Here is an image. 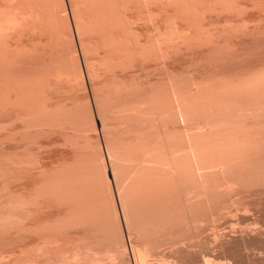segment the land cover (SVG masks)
<instances>
[{"label": "rangeland", "instance_id": "1", "mask_svg": "<svg viewBox=\"0 0 264 264\" xmlns=\"http://www.w3.org/2000/svg\"><path fill=\"white\" fill-rule=\"evenodd\" d=\"M3 27H4V29L2 30ZM7 29H8V31H7ZM1 31H3V33ZM106 40H107V43H105ZM82 41H83V43H81ZM118 42H119V44H118ZM120 42H122V44ZM124 42L126 44H124ZM154 43H156V44H154ZM81 44L84 45V48H86L85 55L82 52V47H81L82 45ZM111 44H112V46H111ZM117 44L119 47H116ZM104 45H106V46H104ZM121 45H122V47H121ZM111 47H113V50ZM117 48L118 49L120 48L119 49L120 51ZM121 49H123V54H121V52H122ZM150 49H151V51H150ZM3 50H5V51H3ZM114 50H116V51L114 52ZM161 51H162V54H161ZM124 53H126V54H124ZM156 53L160 56H158ZM12 54H14L13 56L18 55V56H16L15 59L17 60V57H18L21 62L23 60L27 61L28 58L29 59L27 62H29L30 60L33 62L34 58H32V57L34 55L35 56L38 54L44 55V57H46L49 61L52 62L51 64H52V67L54 70L53 71L54 76L51 78L52 80H50V83L48 85H46L48 87L45 88V90L43 88L44 91L42 92V94H45V97H46L45 98L43 95L42 98H45V100L47 101V102H43L45 100L42 99V103H44V104L46 103L45 106H42L43 104L40 103L41 106L43 107L45 113H43L44 112L43 109L40 110V108H42V107H40V105H38L39 106L38 108H37V106L35 107L37 110H34L32 108L34 113H35V111H37L38 116L35 115L36 117L35 116L34 117L37 119V121L35 119L36 124L37 123L38 124L36 126V125H33V123L31 122L32 126L33 127L35 126L36 128H34L32 131H30L32 135L30 134L29 130L27 131L26 134H29V135H26L28 140H27L26 136H24L25 135L24 133L27 130L26 127L29 125V123H28L29 121L27 122L28 123L27 125L24 121L32 119V118L26 119L30 116V114L31 115L34 114L31 110V108H30V110H28L29 116L27 115V110H26L29 108L26 107V109H25L26 111L24 110L26 113H23V114H25L24 116H26V115L27 116L24 117L25 120L23 121L26 125V126L24 125L25 128H23V125H21L22 129H23L22 130L21 126H20V120H22L21 116L23 117V114H21L22 113L21 110H22V108L24 109V107H22V108L18 107L21 109L20 111H17L16 109H18V108L15 107L16 108L15 112H14L13 108L10 109V111L5 110L6 111V113H5L3 106H2L3 109L1 108L2 101L0 102V253H3L2 254L3 260L2 261L4 263H7L6 261H8V259H9L8 257L4 256L9 251H11V252H9V254H7V255L10 256V253L13 252L12 250H14V251L16 250V253H17L19 249L25 250L26 248L27 249L31 248L34 251V252L31 251V252H33L34 254L33 255L29 254L30 256H28V257L26 255V256H24V258L27 257L26 259L28 260V258H29L30 261L34 260L33 262L36 261V264L48 263V262H46V260L49 261L50 259L55 258L53 256H55L57 252H58L57 253L58 255L59 254L62 255V258L58 257L56 255V259H58V260L61 259V261L63 259V261H65V263H67L66 260H70L69 261L70 263H68V264H74L75 261H77L74 258V254L79 253V249L82 245V242H84L83 240L86 239V237H85L86 234L84 232H86V231L89 232L90 230L92 232L93 231L99 232L98 227L94 226L97 228V230H95L96 228L92 230L93 226L92 225L89 226L91 223H93V221H91L92 219L90 220L89 218L88 219L90 220V224L88 225L87 222H89V221L86 220L87 222H85L84 221L85 219L82 217L84 219L83 221L87 224V226H86L87 229L85 227L83 228V226L77 227L76 221H73V222H76L75 227H73L74 225L71 226L73 228L67 226V223L65 225L64 222H66L68 219H70V221L72 222L71 218H74L76 216L77 217L78 216L81 217V216L77 215V213H73V211H71L73 209H70V211H67V210H69L68 207H70L71 205H69V206L67 205L68 201L66 202V200H65L66 198H64L65 202L59 203V201L62 202V200L61 199L58 200L57 198H60V197H55L53 194L54 192L51 194H53V199H55V201L52 198H50V192L52 191V188L55 189L54 187H52V188L50 187L51 190H49L50 192H49L48 198L46 197L47 196L46 194H45L46 196L44 195V197L42 196V194H40V196H39V192L37 191L39 189L35 188V186L38 183H41L42 181L43 182L46 181L45 179H47V181H48V178H51V176L55 174L53 171H59L58 173L56 172V174H58V175L65 172V174L68 173L67 175L70 176L68 171H70V170L74 171V169H71V168H73L72 166L74 163H72V162L74 161V162H76L75 164L78 163L77 165L80 166L81 168L84 167L83 172H85L83 174L81 171L78 172L76 170V169H78L77 168L78 166H75V164H74V166L76 168L74 171L75 173L78 172L79 174L81 173L82 175L85 174L88 177L89 175H91L90 174L91 171L89 170V168L92 170V169H95V166H96L97 168L95 170L97 171V169H98L97 172H99V174L101 176V180H102V178H104L102 180V184L105 182L103 184L102 195L100 194L101 195L100 201L103 199L100 202L102 205H100V207L98 206L97 207L98 209H96V213H94L96 216V221L98 222L97 224L100 225L103 222L102 228H100V229L110 230L109 231L111 233L110 234V237H111L110 240H113V242L110 241L111 243H113V248L111 247L113 249V253L110 252L112 254L111 259H110L109 255L106 256L110 250L109 251L106 250V251H108L106 255L103 254V252L106 253V251H102V250H105V248H107V246L109 245L106 242V240L108 238L106 239L104 235H101V236L99 235L100 238L99 237L96 238L98 235V234H96V237H95L96 239H101L102 236H104V238L106 239V240L105 239L103 240L104 243H102V244H100L102 241L99 242V247L102 248V249H99V251H101V253L104 256H106V258L102 257L104 259V262H107V257H108V264H112V263L113 264H196V263L197 264H250V263L251 264H254V263L255 264H264V200H261L263 195H262V197H260L261 195L256 196V194H259V193H254V192H257V191L251 192V190H253L252 189L253 183H249V181L251 182V180H253L254 182H257L256 186L259 187L258 185H260V184H259L258 180H259V178H261L263 176V175H260L261 173L258 172L259 170L257 171L259 165L256 164V165H258V167H256L257 168L256 171L258 172V174H254L256 176L259 175L258 178L255 177V180H254L251 178V177L254 178L253 174L248 173L249 176L251 175V177H250L251 180H246V181L249 184H252V185H249V187H248V183L245 181V179H250L249 176L246 175L247 173L245 174L246 175L245 177L240 176V174L237 175L240 177V179L243 180V182L245 181L247 183L246 186L248 188H250V186H251V190L248 189L250 192L247 193L246 189H245L246 192L242 191V190H244L241 187V185H242L241 183H243V182L239 183V184H241L240 190H239V188H237L238 182L240 181V180H238L239 178L237 176L236 177L238 178L237 179L238 181L236 184H235V180H236L235 177L233 178V180L235 179L234 184H233V182L228 184L229 177H231V174L233 175L232 171H233L234 167H235L234 168V170H235L237 167L241 168L240 166H242L244 164L242 167L248 168L247 166H245L248 162L246 161V164L243 162L244 161L243 158L245 157V155H244L242 158L243 151L247 153V152H249L248 151L249 149L257 148V146H256L257 141L256 140H260L261 142H263V140H262L263 133H260L261 134V136H260L257 131L258 130L260 131L259 128H262V130H263V127H264V126L261 127L258 124L259 121L264 120L262 115H261L260 120H258L259 114L264 112V107H259V108H263L262 109L263 112L259 109L260 112L257 113L258 118L257 117L254 118L255 117L254 114H256V113H254L252 115V111L254 112L255 108L257 110H258V108L256 106L252 108V106H251L252 103L246 102L247 100L245 97H247L249 94H247L245 96L246 91L242 90V88L244 89V85L242 82L244 80L241 78L245 74L243 72L242 76H239V75H241L242 72H240V71H242L243 67H250V71L252 72V74L255 71L257 72L258 69H259V71H258L259 74L261 73L260 71L264 70L263 69L264 65H261L262 66V68H261L260 64L257 65L258 63H256V61L257 62L259 61V63L261 61V63L264 64V58H263L264 57V0H0V62L6 56L11 55V57H12ZM259 55L261 57H259ZM64 56L67 59L64 58ZM20 57L21 58L23 57L24 59L22 58L23 60H21ZM84 57L88 61L87 62L88 63V70H86V68H85V58ZM125 57L127 58V60L126 59L122 60V58H125ZM128 57H130V58H128ZM254 60H256V61H254ZM21 62H20V64H21ZM249 62L251 65L248 64ZM139 63H140V65H139ZM31 64L32 63L29 62L27 66L24 65V67L28 68V70H27V68H25V69L29 72L31 70L32 71L34 70L32 68L33 64L32 65ZM115 64H117V65H115ZM253 64H254V66H253ZM22 65H21V67H23ZM34 65H35V63H34ZM65 65H67V66H65ZM33 67L36 68L35 66H33ZM68 67L71 69H68ZM239 67L241 68V70ZM254 67H256V70L254 69ZM233 68H235L234 69L235 72L233 71ZM260 68L262 70H260ZM243 69H244L243 71H245V68H243ZM246 69L248 70L249 68H246ZM251 69H253V70H251ZM2 70L3 69L1 68V63H0V72H1L0 75L1 76L3 74ZM26 70H25V72L27 73ZM231 70H232V72L229 73ZM80 71H82L81 72L82 75H80ZM245 72H247V71H245ZM26 73H24V70H23L22 74L27 75ZM30 73H32V72H30ZM263 73H264V71H263ZM88 74L90 77L89 79H88ZM229 74L231 77L229 76ZM246 74L249 75L250 73L247 72ZM20 75H21V73H20ZM256 75H257V73L255 75H253V77ZM261 75H262V73H261ZM28 76L29 75H27V77ZM262 76H264V75H262ZM235 77L239 78V80H237V78H235ZM256 77H254V79H256ZM22 78L23 77H20L21 80H22ZM203 78H205V79H203ZM228 78H230V79H228ZM245 78L247 79V77H245ZM24 79H26V78H24ZM30 79L32 80V77ZM225 79H227V81ZM250 79L251 78H249V81H250ZM254 79H251V80L254 81ZM0 80H2V79H0ZM228 80L229 81L232 80V84ZM233 80L236 81V83ZM27 81L25 83H27ZM241 82H242V85L238 86ZM255 82H257V80H255ZM255 82H254V84H255ZM23 84H24V82H23ZM27 84H25V85L30 87L29 83H27ZM252 84H253V82L251 83V85ZM254 84L251 87H253ZM25 85H22V86L24 87ZM224 85H225V87H224ZM233 85L236 89L233 87ZM0 86H1V83H0ZM105 86L108 87L107 88L108 90L106 89ZM115 86L117 89L122 88V86L124 87V89L123 88L121 89L122 91L121 90L118 91L121 94L116 92L117 90H115V92H114L113 89L115 88ZM249 86H250V84H249ZM125 87L127 88L126 90H125ZM0 89L2 90L3 88H0ZM100 89H102V90H100ZM104 89H106V90H104ZM165 89L168 91H163ZM160 90H161V92H160ZM169 90L170 91L175 90L174 94H173V91L169 92ZM231 90L233 92H231ZM126 91H127V95L128 94H131V95L130 96L128 95V98L126 97L125 100L123 101L124 97L127 96ZM128 91L129 92L131 91V93H129ZM156 91L157 92L159 91V94L160 93L163 94V95H161L162 99H161V96L159 94L157 95ZM45 92H47V93H45ZM98 92H100V93H98ZM112 92H114V93H112ZM162 92H164L165 94ZM168 92H169V94H168ZM175 92H176L177 96H175ZM227 92H228V94H227ZM239 92H241V93H239ZM12 93L13 92H11V94ZM104 93L106 96L104 95ZM110 93H111V95H110ZM115 93H117V96L114 95ZM124 93H125V96H123ZM229 93L231 96H229ZM13 94L11 95L12 96L11 97L12 99L10 98L11 100L15 99L14 98L15 96ZM0 95H1V93H0ZM95 95L99 96V97H96ZM103 95L105 96L104 98H107V96H109V99H112V101H114L113 97L118 98V99L116 98L117 100L115 99L116 102L115 101L113 102V106H114V104H115V106L111 107L112 109H109L106 106H104V108H107V110H109V111H107V113L106 112L104 113V111L103 112L99 111V109L97 111V109H96V104H95L96 102L95 101H97L96 99L99 98L100 100L99 99L98 100L101 102L103 99V97H102ZM119 95L123 98L122 99L119 98L120 97ZM154 95L155 96L157 95L156 96L157 98H155ZM94 96L96 97V99H94ZM170 96H172V100L174 99L173 98L174 96H175V99L178 97V101H176L177 99L176 100L174 99L175 102H172V100L168 101L166 99V97H170ZM232 96L238 98L239 104L237 103V106L234 105L235 103H233V100H232L234 97H232ZM239 96H241V98L244 96V98H242V100H241ZM158 97H160V98H158ZM163 97H164V99H163ZM186 97H187V99H186ZM0 98H1V96H0ZM206 98H207V100H206ZM236 98H234V99H236ZM109 99L108 98L103 99L102 102L104 103V101L107 100L109 103V101H111ZM142 99H145V100H142ZM157 99H158V102H157L158 104H160L162 102L160 104L161 109L159 106H157L158 105L156 103ZM118 101H120L121 103L120 102L118 103ZM183 101H184V103H183ZM230 101L232 102L231 104H230ZM241 101H242V103H241ZM122 102H123V104H125L127 102V105H126L127 107L125 105H123ZM192 102H194V103H192ZM205 102H207L206 105H205ZM211 102H213V103H211ZM214 102H215V104L218 103V104H216V107H215ZM235 102H237V100ZM252 102H254V101H252ZM79 103L82 105H79ZM103 103H101V104H103ZM116 103H117V105H116ZM209 103H210L209 106H212V108L208 106ZM243 103L247 104L246 107H244L245 104H243ZM248 103L251 107L248 105ZM109 104L111 105L112 102H110ZM164 104H166V105L169 104V105L166 108ZM178 104H179V106L180 105L183 106V107L181 106L180 108H182L183 112H185L183 114H185L184 120L185 119L186 120L183 121V123H185L184 125H186V122H187V127L184 125L181 126L180 124H183L182 122H180V124H178L179 122L175 123V122H177L174 120V119H176V117L175 118L173 117L174 118L173 119V118H171L172 117L171 112L169 114V111L172 110L171 108L174 107V111H175V105H178ZM223 104L225 107H223ZM253 104L255 105V102ZM217 105L222 106V107L219 106L220 108L219 107L218 108L222 109L223 112L225 111V110H223V108H226V112H228V111L232 112L231 109L232 108L234 109V106H235V109L232 112L235 115L234 114L232 116L230 115L231 116L230 117L228 114L229 112L228 113L224 112L221 114L226 113L225 115H227V114L228 115L226 117H225V115L222 117V115L220 114V112H222L221 110L218 114H214V113H216V111H219V109L217 108ZM120 106H123V107H121V110H120ZM162 106L164 109L165 108L166 109L163 110ZM170 106H172V107L170 108ZM206 106L208 107V109ZM247 106L250 108H248ZM58 107H60V108L58 109ZM73 107H76V108L73 109ZM81 107H83V108H81ZM227 107L228 108L232 107V108L229 110V109H227ZM237 107H239V109L241 111ZM243 107L246 109L247 112L244 111V109L242 110ZM251 108H252V111L250 112ZM61 109H63L65 112H67V115H65V116L71 115V116H68V119H70V120H68L66 118V120H68L66 122V121H64V119H65L64 118L63 119L64 125H56L53 127V125H51V124H52V122H54V120H50L51 114L47 113V112H53L52 116H54V111L55 110H57V112L60 111V114H61V112H62ZM102 109H103V107H102ZM204 109H205V111H204ZM236 109H237V111H235ZM82 110L83 111L85 110L84 112L86 113V115ZM86 110H88V111H86ZM161 110H163V111H161ZM166 110H168V111H166ZM7 111H9V112H7ZM29 111L31 113H29ZM64 111L62 113H64ZM90 111H91V113H90ZM116 111H118V112H116ZM17 112L18 113L20 112V114H17ZM40 112L43 116H41L39 114ZM81 112H82V114H84L86 116V119L87 118L90 119V120H88V119L86 120V122H87V123H85L86 125L83 123L82 124L78 123L79 125L75 124V122H77L78 121L77 119L79 118V117L77 118V115H79V113H81ZM100 112H102V115ZM114 112H115V114H113ZM125 112H127V113H125ZM156 112H157V115L154 114ZM249 112L251 115L248 114ZM98 113H100V115ZM123 113H125V114H123ZM232 113H230V114H232ZM132 114H133V116H132ZM165 114H167V115H165ZM47 115H49L50 118ZM55 115H56V113H55ZM188 115H190V116L188 117ZM209 115H212L213 117L210 116V118H209ZM73 116L75 117L76 120L72 119ZM111 116H113V117H111ZM134 116L138 120H136L134 118ZM160 116H163V117H160ZM195 116L197 117V119ZM205 116H207V117H205ZM31 117H33V116H31ZM218 117L219 118L222 117V118L217 119ZM54 118H55V120H56V118L58 119V117H54ZM202 118H204V119H202ZM211 118H215V119L211 120ZM52 119H53V117H52ZM250 119H252V120H250ZM256 119H257L256 123L260 127L255 126L256 123H255V125L252 124V123H254V121H256ZM72 120H74V121H72ZM91 120L94 122L93 124L91 123L92 122ZM226 120L228 121V123ZM15 121H17V123ZM35 121H33V122H35ZM39 121H40V123H39ZM46 121H47V124H46ZM172 121L173 122L175 121V122L173 123ZM41 122H43V123H41ZM65 122L67 124V127L65 125ZM70 122H71V124H70ZM203 122L206 123V126H207V122H209V124L211 126L209 124H208L209 128H208V126L207 127L201 126L202 129L201 128L200 129L203 131L196 130L197 129L196 127L193 128L194 125H197L199 123L203 124ZM224 122H226V123H224ZM238 122L240 123V125ZM31 123H30V125H31ZM55 123L57 124V122H55ZM102 123H103V125H102ZM233 123H234V125H233ZM48 124H49V126L51 125L50 127L52 129L49 126H45ZM74 125L76 128L75 130L73 128ZM175 125L178 127V129H177V127L175 128ZM199 125H197L198 128H199ZM215 125L219 129L217 127H215ZM222 125H223V127H222ZM249 125H251V126H249ZM253 125L255 126V128L257 127V129H255ZM32 126L29 128L30 129L33 128ZM42 126H43V128H42ZM59 126L60 127L63 126V128L61 127L62 129H60ZM71 126L73 129L70 128ZM161 126H164V127L161 128ZM172 126H173V128H172ZM190 126L192 128H190ZM204 126H205V124H204ZM248 126H249V128H248ZM56 127L59 129H57ZM92 127H94V128H92ZM188 127L191 130H193V132L195 134H197L198 136L197 137L194 136L192 134L193 132L192 133L190 132L191 134H189L188 132H185L186 128H188ZM189 128H188V131L190 130ZM204 128H206V129L204 130ZM70 129H72L73 131H71ZM108 129L109 130L113 129V130L109 131ZM173 129H174V131H173ZM194 129L196 131H198L199 133L202 132V134H204V135L199 134L198 132L194 131ZM235 129H236V131H235ZM53 130H54V132H53ZM59 130H60V132H59ZM135 130H137V131H135ZM248 130H249V132H248ZM22 131H24V133ZM33 131L35 132V134ZM61 131L64 133V135L67 133H69V135L71 133V135H72V133H73L74 136L72 135V136L67 137L68 134L66 136H64ZM112 131H113V134H112ZM225 131H227V132H225ZM231 131L234 135L230 133ZM65 132H67V133H65ZM108 132H111V133H109L111 136L107 135ZM137 132L139 133V136H138ZM141 132L142 133L144 132L142 134L144 139L140 136ZM170 132L172 133V135L170 134ZM222 132H224V133H222ZM235 132H237V133H235ZM245 132L246 133L248 132V133L246 134ZM207 133H208V135H207ZM257 133H258V135H257ZM135 134L138 136V140L135 138L136 137ZM186 134L189 135V138L187 137ZM213 134H215L216 136ZM218 134L219 135L221 134V137L218 136ZM14 135H16V136H14ZM22 135H23V138L24 137L26 138V139H24V141L22 140L23 139ZM173 135H174V137H173ZM190 135H192V137L194 136L193 137L194 140L192 139V137H190ZM30 137L32 138V140H30L31 139ZM126 137H129V138H126ZM219 137L221 139L222 138L223 139L221 140ZM73 138H74V140H73ZM106 138L109 140V143H111L110 147H112V146L114 147L113 144H115V146L119 145L118 143H120L122 145L121 148L119 147V149H121V150H119L121 153L119 152L120 154H118V157L121 155V157L123 156L124 160L126 158L125 162L123 161L124 164H122V165H125L126 161H127V165L130 168H131V165H129V164H130V161L134 159V155H131V153L129 154L127 152L131 151V149L133 148L132 145H134L135 143L138 144V142H136V140L139 141V144L143 145L142 150L144 152L142 153V155L144 156V154H145V156H148L149 158L148 157L146 158L148 164L145 161L143 163V164L146 163L145 166H147V167H145L143 169L140 167L141 170H143V173H141L142 171L140 172L137 169L138 173L133 178L136 182L138 181L137 184L139 185V187L141 184V180H140L141 178L144 177V181H146L145 178H147V177H145V176H148V178H149L152 175V177L158 178V176H159V178L162 179L167 174V173L165 174L163 172L166 170H169L171 167L173 168V172H174L173 174H175L174 175L175 181L177 178H178L177 180L179 181V178L181 179V177H184L183 176L184 174L182 175V173H184V169H186V171H185V173H186L188 167L191 165L190 163H193V162L195 163V159H196L195 156H197L196 160H198V158L202 160V162H200L201 160H198V162L201 163L202 166H204V165H207L206 167L209 166L208 169H210V164L213 166H215L216 164L219 166H222V164L223 165L226 164L225 165L226 169H225V167L223 168V166L222 167H216L217 166L216 165L215 166L216 168L214 167L213 169L218 170V168H219L220 170H218V171L213 170V169L208 170L204 166V169L206 168V170H208V171H206V170L199 169V167L202 168V166L195 163L198 166L195 165L193 168L194 169L193 171H192V167H190L191 170L189 169V171H192V172L195 171L196 172L195 169L198 167L197 168L198 174L195 173L196 176H192L194 173L193 174L191 173L192 174L191 175V174H189V171L187 174L191 175L192 178L197 177V175L200 178V174L202 172L208 173L210 171H213V172L215 171L213 174H216L217 172L221 173L222 169L226 170L225 173L228 172L229 170H231V173L230 174L228 173L229 175L226 174L227 176H229V177H227L228 179L226 178V176H223V175H225V173L222 174L223 173L222 172L220 174L221 178L225 177L227 179V181L225 180L224 182L223 181L222 182L227 183L229 186L227 184L224 185L222 182L220 184H223L224 186H222V187H221V185H219V187H217L218 185L214 186L211 183L218 182L219 178L217 179L214 175V177L216 179L213 177L215 179V180L214 179L213 180L215 182H213L212 179H211L212 180L211 181L210 178L207 181L205 179V177L203 178V176H204L203 175V176H201L202 177L201 179H203V182L205 183V185H207L208 182L209 183L211 182L210 184L212 185L211 186L212 189H211V187L208 188V186H210V185H208L207 187L205 186L206 187L205 189H207V188L211 189V191L209 193H207L208 189L205 190V192L207 193L206 194L203 191V188H201V183H202L201 181H198L201 183L195 182V184L197 183L196 184L197 186H198V184H200V187L198 186L200 189H198V187H196V185H194V182H192L193 186L195 187L193 189V191H195V189H198L194 192V194L196 193L195 195L198 196V194L200 195L203 191L204 196H203V194H201V198H199V196L197 198V196H196V198L194 199V198H192V196L194 197V194L192 191V195L189 194L188 195L189 197L188 196L184 197L187 194L185 193V195H184L183 192H179V194L182 193L183 195L180 194L181 197L178 199H176L177 197L174 198V199H176L175 201H177V200L180 201L179 203L177 202V204H181L180 207L184 206V207H181L183 209L182 212H184L183 214H185L186 211H189V212H186L189 219H190V216H189L190 212L192 213L191 218L194 219L193 223H192V219H191V222L188 221L189 219L187 220L188 222H190L189 224H192V225L189 228L188 223H186V225H188V227L186 228V226L184 224L187 221H185V222L183 221L182 226H185V228L180 227L181 226L180 220H182V219H181V217H179L180 216L179 215L178 217L180 220L179 219H176V220L179 221L178 222V224L180 223L179 227L182 228L183 230L180 228L176 229L175 227L177 225L172 228L171 225H174L177 222V221H175L174 224H170L171 230L167 231V230H164L163 228H162L163 230L161 228L160 229L154 228L156 225H154L153 223L157 224V222H158V220H157V211H158L157 208H159L158 206L164 205L165 203H167L166 201L170 198H168L165 201V199L163 197H162L163 198L162 199L159 195L156 196V194H158V193H156V194L151 193L152 195L151 196L149 195L150 197L149 196L145 197L146 195L141 196V195H139L140 189L136 188L138 186L136 184H135V189L133 190L132 194L130 192L128 193L127 192L128 184H127V181H125V183L123 184V186H124L123 187V196H124L123 200L125 199L124 205L128 210V211L127 210L126 211L129 213V218H130L129 226H127L126 223L123 221V217H122L123 214L121 212V209H122L121 206L123 207V205H122L123 202L119 203L120 200L119 201L117 200L118 199L117 198L118 196L116 193L117 187H115L117 185H115L116 180H115L114 174H113V168L115 167V165H113V168H112L111 167L112 165L110 164L109 159L105 155V148H104L105 142H108V140H106ZM248 138L250 139L249 145H248V140H249ZM257 138H259V139H257ZM65 139H67V140H65ZM120 139H123V140L120 141ZM172 139L176 140L177 142L172 140ZM190 139L195 141V143L192 142ZM75 140H77L76 141L77 144L74 142ZM118 140H119V142H118ZM178 140H180L181 143H179ZM197 140H198V142H197ZM211 140L214 142H212ZM215 140H217L216 143H215ZM254 140L256 141L255 144H254ZM26 141H28V143H30V144H27ZM187 141H190V142L187 143ZM70 142H71V144H70ZM112 142H113V144H112ZM226 142H228V143H226ZM234 142H237L238 146H237V143L235 145ZM74 143L77 147L79 146L78 148H80V150L82 152L77 153L78 150H74L76 148V147H72V145ZM88 143H90L91 146L93 147L92 148L93 151L90 148H88V145H90ZM122 143L124 144L125 147H127V144H128L129 148H125ZM190 143H191V145H188ZM196 143H197V145H196ZM259 143L257 142V144H259ZM23 144H25V145H23ZM178 144H179V147H178ZM230 144H231V146H230ZM232 144H234V145H232ZM253 144L256 147L255 146L252 147ZM262 144L264 146V142ZM26 145L27 146L29 145L30 147L29 146L26 147ZM83 145L86 148L83 147ZM173 145L174 146L177 145V147H176L177 149L175 148V150H174ZM186 145L189 146V150H188L189 152H190V150H192V147L194 148L193 152L194 153L196 152L195 154H197L194 156L195 159L191 155V154H193L192 151L189 154L187 152L186 156L183 155V153L185 151H187ZM210 145H212V146H210ZM259 145H261V144H259ZM190 146H192V147L190 148ZM221 146H223L222 150H221ZM123 147L125 149H123ZM130 147H131V149H130ZM139 147H140V145H139ZM260 147H262V146H260ZM114 148L116 149L117 147H114ZM114 148H113V150H114ZM139 149H141V148H139ZM139 149H138V152H140L139 155H141L142 150L139 151ZM227 149L229 152L227 151ZM254 149H252V151H253V153H255V156L256 155L260 156V155H258V153L256 154V151L258 148L255 149L256 151ZM124 150H126V151L124 152ZM176 151H178V152H176ZM222 151L226 155H224V153ZM258 151H260V150L258 149ZM218 152H220L221 154ZM75 153L80 155V157L78 155L76 156ZM82 153H83V156L81 157ZM122 153H124L126 155V157L124 154L122 155ZM166 153H169L170 155L171 154L172 155L169 156V154H167L168 155L167 156ZM173 153H177V154H173ZM246 153H244V154H246ZM87 154L90 157H88ZM102 155H103V157H102ZM139 155L137 153V156L140 158ZM160 155H162V156H160ZM187 155L191 156L190 160H189V157H187ZM252 155L254 156V154H252ZM262 155L263 154H261V156ZM74 156H76V157H74ZM145 156H144V159H145ZM219 156H220V158H219ZM232 156H233V158H232ZM235 156H237V157H235ZM261 156L259 157L260 159H261ZM91 157H92V159L95 158L93 160L95 165L92 161H90L91 163H89V159ZM98 157L101 159H99ZM138 157H135V158H138ZM158 157H159V159H158ZM200 157H202V158H200ZM249 157L247 156L248 160H249ZM74 158H76V159L74 160ZM153 158H156V159H153ZM166 158H167V160H165ZM173 158H174V160H173ZM252 158H251V160H252ZM263 158H264V155H263ZM144 159L142 158V161ZM80 160L82 161V163H84V161L86 160L85 161L86 164L88 163L89 165L87 164V167H86V165H84L85 163L82 164ZM95 160L98 161V163L95 162ZM136 160H139V159H136ZM192 160H194V161L191 162ZM228 160L230 162H232L230 164L231 166L229 165V167H228V164H229ZM232 160H234V161H232ZM253 160H254V158H253ZM253 160H252V162H253ZM149 161H152V163L150 162L151 163L150 164ZM174 161L176 164H175V166H172V165H174ZM205 161H207V163ZM219 161H220V163H219ZM187 162H189V165L187 167H185L182 171H180L181 172V174H180L179 170L182 169V167H184L185 165H187L188 164ZM203 162L205 164H203ZM249 162H251V161L249 160ZM256 162L259 163V159L257 160V158H256ZM261 162H263V164H264L263 160H261ZM92 163H93V165H92ZM169 163H171V164L173 163V164L169 168H167V166H166L167 169L164 170L166 164L168 166H170ZM120 164L121 163H119V165L117 166L118 167L117 170L115 167V170L118 172L124 171L122 168L123 166H120ZM141 164H142V162H141ZM183 164H185V165H183ZM69 165H70V167H68ZM154 165H157V166L154 167ZM192 165H194V164H192ZM90 166L91 167L94 166V168H91ZM163 166H164V168L161 169V167H163ZM176 166L177 167L179 166V168H180V169L177 168L178 169L177 172H175L176 169H174V167L176 168ZM80 167H79V169H80ZM142 167H144V166H142ZM63 168H67V169L65 170ZM86 168H88V169H86ZM121 168H122V170H120ZM146 168H148V169L146 170ZM157 168L159 169V171ZM172 168H171V170H172ZM250 168H251V166L248 169L250 170ZM59 169L62 170V172ZM125 169H127V168H125ZM144 169H145V171H144ZM238 169H236V172ZM263 170H264V168L261 170V172ZM72 171H70V173H73ZM198 171H202V172L199 173ZM256 171H254V173ZM92 172H93V170H92ZM159 172H161L162 178L160 177ZM167 172L169 173V174H167V176L168 175L171 176L170 173H172V172H170V171H167ZM155 173L158 175H156ZM205 173H202V174H205ZM242 173H243V171H242ZM47 174H49V176ZM56 174L54 175V177L55 176L59 177V178L61 177V175L58 176ZM65 174L63 173L62 175H64L66 177L67 175H65ZM122 174H123L122 175L123 180L124 179L126 180L127 176L124 175L125 173H123V172H122ZM177 174L180 177H177L178 176ZM234 174H237V173H234ZM85 175L82 177H86ZM205 175L207 176V174H205ZM217 175H219V174H217ZM220 175H219V177H220ZM69 176H67V177H69ZM73 176H74V174L71 175V177H73ZM76 176H78V175L76 174ZM170 176H168V178L166 177L164 179L170 180L171 179ZM172 177H173V175H172ZM246 177H248V178H246ZM53 178H51V179H53ZM59 178H56V179L59 180ZM148 178H147V180H148ZM243 178H245V179H243ZM51 179L49 181H51ZM83 179L86 181L88 180L86 178H83ZM174 179H173V182H174ZM197 179L194 178L192 181H195V180L197 181ZM204 179L206 180V182ZM67 180H69V178H67ZM47 181H46V183L49 184V182H47ZM135 181H133V182L136 183ZM139 181H140V183H139ZM171 181H172V179H171ZM231 181H232V179H231ZM259 181L264 182V178H263V180L260 179ZM155 182L160 183L157 180ZM23 183L25 184L24 186H23ZM88 183H89V181L86 183V185ZM108 183L110 185V186L108 185L109 190H106V188L108 187L107 186ZM131 183H132V181H131ZM41 184L48 185V184H45V182L41 183ZM68 184L69 183H67V186H68ZM231 184L236 185V186L231 187L230 186ZM28 185L30 187L32 186L31 187L32 190L29 189L30 187H28ZM44 185H43V187L45 189L46 186H44ZM50 185H51V183H50ZM55 185H56V182H55ZM57 185H60V184L58 183ZM57 185L55 186L56 188L58 187ZM154 185H155V183H154ZM213 186L215 189H213ZM20 187H22V188L20 189ZM23 187H26L27 191ZM37 187H40V186H37ZM43 187H40V188L43 189ZM228 187H231V188H228ZM263 187L264 186H262L261 188H263ZM244 188H246V187H244ZM256 188L254 186L255 190H256ZM261 188L259 191L262 194L261 191L264 188L262 190H261ZM35 189L37 192L35 191ZM110 190H111L112 196L109 193ZM85 191L86 190H84V192ZM42 192L43 191H41L40 193H42ZM44 192H46V191H44ZM103 192H105L104 193L105 195L103 194ZM134 192L138 193L136 195L134 194V196H136V197H133ZM47 193H48V191H47ZM127 193L131 194V196L134 199L131 197L128 198L130 195H128ZM145 194H149V193H145ZM179 194H177V196ZM64 195H66L65 192H64ZM205 195H207V197ZM67 196H69V195H67ZM75 196L76 195H74V197ZM84 196L86 197V195H84ZM45 197H46V199H44ZM70 197H72V195ZM85 197H84V199H85ZM105 197L108 199L106 201H111V199H113V203H112L113 205L111 204L113 206L111 208H113V209L110 208L109 210H106V208L108 209V207L110 205L105 207L104 203H102L105 201L104 200ZM190 197L192 198L191 200H190ZM205 197L207 199H205ZM256 197L258 199L261 198L260 199L261 202ZM87 198L88 197H86V199ZM89 198H90V196H89ZM72 199H74V198H72ZM75 199H76V197H75ZM199 199H200V201H197ZM89 200L91 201V199H89ZM170 200H168V201H170ZM205 200H208V201H205ZM78 201H79V199H78ZM203 201H205V202H203ZM71 202L72 201L70 199V204H71ZM79 202L82 203L81 200ZM79 202L77 204H79ZM158 202L159 203L161 202V204H159ZM191 202H193V204L197 202V203H199V205L200 204L201 205L199 206L196 203L197 205L194 207V205H191ZM65 203H66V205H65ZM110 203L111 202H109V204ZM167 204L169 205V204H171V202L167 203ZM188 205H191V207L192 206L193 207L190 209V206L188 207ZM80 206H79V208H80ZM83 206H84V204H83ZM156 206H157V208H156ZM172 206H174V204ZM198 206L199 207L203 206V208L200 209V208H198ZM170 207H168V208L170 209ZM186 207L188 209H186ZM70 208H72V206ZM84 208H83V210H84ZM91 208H93V207H91ZM94 208H96V207H94ZM174 209H178V208L174 207ZM174 209L173 210L170 209L169 210L170 213L172 212L173 214H175L176 212L174 211ZM88 210H89V208H88ZM84 211L88 212L87 210H84ZM169 211H168V213H169ZM178 211H180V209H178ZM74 212H75V210H74ZM85 212H83V213H85ZM182 212H180V213L178 212V214H181ZM79 213L82 215V212H79ZM88 213H91V212H88ZM88 213H85L87 215L86 217H90V216H88ZM92 213H93V211H92ZM43 214H45L47 220H48L47 216H49L50 224L53 225V227H54L53 223L54 222L56 223V221H53L52 219H55V220H57L58 218L59 219L62 218L61 220L64 219L63 222L59 221L58 223L62 222L68 228L65 229L64 232L62 231V233H63L62 235L60 234V230H59L58 231L59 234L57 233V235L58 236L61 235V236H59L60 238L57 236L58 239H55V237H54V239H51V240L52 241H54V240L58 241L59 240L57 245L61 241H64L63 243H65L66 240H67V242H70V244L68 245V243L66 242L67 244L66 245L64 244L65 247L64 246L62 247V245H61L60 247H62L63 249H60V247H58L57 245L55 246L56 241L54 242L55 243L54 244L49 239V242H51V244L53 243L54 245L53 244L52 245L55 247H53L51 245V247H49L50 249H48V251L50 250L51 251L50 254L52 253L55 255L52 256V254L50 255V254H48L49 253L48 252L47 253L48 256H46V253L44 255L43 251H40L41 255L39 254V256H40L39 257L37 254L39 252V250H37V249H40V250L43 249L41 247H44V244H45L44 241H46V240H44V238H42V237L44 236L43 234L48 231V229H46L47 231H45V232L41 233L42 230L39 232L40 234L43 235L42 237L40 236L39 233L34 232V230H36V229L38 230V228H40V226H41L40 222L45 221L46 219L44 218V220L40 221L39 222L40 224L38 223V220H39L38 219L37 224H39V225H37L35 223L37 225V227L35 229H32V228L35 227L36 225L33 226V224H31V223L36 222L34 219L39 217V216H41L39 218H43L44 217ZM183 214H181V215H183ZM93 215H91V216H93ZM170 215L173 216L172 214H169L168 216H170ZM83 216H85V215H83ZM95 216H93V217H95ZM185 216H186V214H185ZM187 216L185 217V220H186ZM93 217H91V218H93ZM107 217H108V219H107ZM165 217H167V216H165ZM184 217H183V219H184ZM66 218H68V219L66 220ZM105 218H106V220H104ZM158 219H159V215H158ZM51 220L53 223H51ZM165 220H167V218ZM168 220H169V217H168ZM171 220L174 221L175 219H171ZM29 222H31V223H29ZM80 222H82V221H80ZM169 223H171V222H169ZM44 224H45V222H44ZM50 224H49V226L51 227ZM78 224H80V223H78ZM82 224L84 225V223H82ZM43 225L41 227L45 226V225L44 226ZM60 225H61V223H60ZM95 225H96V223H95ZM88 226L92 227V228L88 229ZM166 226L167 225H165V228H167ZM57 227H58V225H57ZM57 227L56 228L54 227V229L55 230L58 229ZM156 227H158V226H156ZM29 228H30V230H29ZM59 228H61V227H59ZM62 228L63 229H61V230H64V227H62ZM51 232H52V234H54V233L56 234L57 231L55 232V231L51 230L49 233H51ZM106 232H107V230L104 231L103 234H105ZM93 233H95V232H93ZM167 233H169V234H167ZM253 233L255 234L256 237L257 236H259V237L258 238L254 237V235H252ZM46 234H45V236L48 235V234L47 235ZM84 234H85V236H84ZM88 234H92V233L89 232ZM88 234H87V236H88ZM94 235H89L88 238H93ZM216 236H219V237L217 238ZM242 236H244V237L242 238ZM37 237H39V238H37ZM221 237H222L223 241H220L219 243H221V242H223V243L221 245H219L218 242H216V240L217 239L219 240ZM88 238L86 241H88ZM93 239H91V240L94 241L95 239L94 240ZM16 240H19V241H17V244L15 243ZM246 240H249V241H246ZM86 241H85V243H87ZM251 241L253 244L250 243ZM10 242H11V245H10ZM97 242L94 244L95 247H96ZM243 242H245V243L247 242V243L243 244ZM63 243L61 242V244H63ZM188 243L194 246L195 249L193 248L194 249L193 251H197V250L198 251L195 253L192 252V249H191L192 247H191L190 249H191L192 253L191 254L189 253V254L192 256L190 257V255H188V257H187L186 255H183V256L187 257V260H185L186 261L185 262V261H183V259H184L183 256L178 257V254L181 250V249H178V247H180L181 245L182 246L184 245V248L181 246L182 250H184L186 247L185 244L187 245ZM234 243H236L237 246L233 245ZM13 244L15 246H13ZM189 244L187 245L188 247L191 246ZM217 244L220 247H222V249L220 247H218ZM6 245H8V246H6ZM24 245H26V247ZM123 245L126 247V250H123V248L121 247ZM223 246L224 247L227 246V247L224 248ZM230 246H232V247H230ZM109 247H110V245H109ZM188 247H187V250H188ZM120 248H122V249L119 250ZM229 248H230V251H229ZM247 248H248V250H247ZM250 248H253V249L249 250ZM174 249L175 250L178 249L179 251L177 250L178 252H175ZM190 249H189V251L184 250V252L188 253V252H190ZM199 249L200 250L202 249V250L200 251ZM223 249H225L226 251H224ZM234 249H236V250H234ZM252 250L255 251L254 254H253ZM5 251H7V252H5ZM232 251L235 253V255L236 254L237 255L235 256ZM249 251H251V252H249ZM16 253L14 252V254H16ZM117 253H120V254H117ZM227 253H229V254L227 255ZM248 253H252V256L249 254L250 255V257H249L247 255ZM255 253H257V254H255ZM180 254H182V252ZM193 254H195V255H193ZM201 254H203V255L201 256ZM2 255H0V256L2 257ZM35 255L37 256V258L39 257L38 260H37ZM255 255H257V258ZM34 256H35V259H34ZM64 256L66 257L65 260H64ZM204 256H205V258H204ZM253 256H255V257H253ZM247 257H249V259ZM258 257H260V258H258ZM13 258L14 257H11L9 260L11 261ZM21 258L23 259V257H21ZM181 258H183V259L181 260ZM197 258H199V259H197ZM26 259H23L22 261L24 262V261H26ZM56 259H53V260L56 262ZM103 259H102V261H103ZM109 260H111V261H109ZM205 260H206V263H204ZM2 261L0 260V264L1 263L3 264ZM10 261H8V262H10ZM79 261L80 260L78 259L77 262H79ZM50 262H53V261L50 260ZM77 262H76V264H79ZM61 263L63 264L64 262H61ZM80 263L82 264V262H80ZM28 264H30V263H28ZM33 264H35V263H33ZM99 264H103V263H99Z\"/></svg>", "mask_w": 264, "mask_h": 264}, {"label": "bare ground", "instance_id": "2", "mask_svg": "<svg viewBox=\"0 0 264 264\" xmlns=\"http://www.w3.org/2000/svg\"><path fill=\"white\" fill-rule=\"evenodd\" d=\"M93 24H94V23H93ZM3 26H4V25H3ZM6 26H7V25H6ZM1 27H2V26H1ZM3 29H4V27L2 28V30H3ZM98 29H99V28H98ZM109 29H110V28H109ZM7 31H8V29H7ZM1 32L3 33V31H1ZM101 34H102V33H101ZM106 39H107V38H106ZM119 40H120V39H119ZM102 41H103V40H102ZM113 41H114V40H113ZM108 42H109V41H108ZM126 42H127V41H126ZM81 43H83V41H82ZM105 43H107V40H106ZM110 43H111V42H110ZM116 43H117V42H116ZM120 43L122 44V42H120ZM156 43H157V42H156ZM156 43H154V44H156ZM118 44H119V42H118ZM118 44L116 45V47H119ZM124 44H126V43L124 42ZM136 44H137V43H136ZM208 44H209V43H208ZM81 45H82V44H81ZM113 45H114V44H113ZM169 45H170V44H169ZM104 46H106V45H104ZM111 46H112V44H111ZM129 46H130V45H129ZM163 46H164V45H163ZM81 47H82V52H83V54L85 55V50H86V48H84V45H82ZM113 47H114V46H113ZM113 47H111L112 50H113ZM116 47H115V48H116ZM121 47H122V45H121ZM123 47H124V46H123ZM127 47H128V46H127ZM143 47H144V46H143ZM145 47H146V46H145ZM17 48H18V47H17ZM17 48H16V49H17ZM95 48H96V47H95ZM125 48H126V47H125ZM130 48H131V47H130ZM137 48H138V47H137ZM105 49H106V48H105ZM107 49H108V48H107ZM117 49H118V48H117ZM119 49H120V48H119ZM119 49H118V50H119ZM127 49H128V48H127ZM112 50H111V51H112ZM121 50H122L121 54H123V49H121ZM138 50H139V49H138ZM224 50H225V49H224ZM3 51H5V50H3ZM115 51H116V50H114V52H115ZM119 51H120V50H119ZM125 51H126V50H125ZM150 51H151V49H150ZM156 51H157V50H156ZM165 52H166V51H165ZM205 52H206V51H205ZM215 52H216V51H215ZM17 53H18V52H17ZM135 53H136V52H135ZM203 53H204V52H203ZM212 53H213V52H212ZM19 54H20V53H19ZM21 54H22V53H21ZM107 54H108V53H107ZM118 54H119V53H118ZM124 54H126V53H124ZM127 54H128V53H127ZM130 54H131V53H130ZM148 54H149V53H148ZM156 54H157V53H156ZM156 54H155V55H156ZM161 54H162V51H161ZM216 54H217V53H216ZM218 54H219V53H218ZM244 54H245V53H244ZM7 55H8V54H7ZM13 55H14V54H12V57H11V55H10V56H6V57H5L4 59H2V61L0 62V63H1V68L3 69V70H2L3 74H2V76L0 75V79H2V80H0V83H1L0 88H3L2 90L0 89V90H1V91H0V93H1V95H0V96H1V98H0V102L2 101V103H1V104H2V105H1V108H2V106H3L4 111H5V110H9V111H10V109L13 108V110H14V112H15L16 110H17V111H20V110H21L20 108L24 107V109L22 108V110H21V112H22L21 114L26 113L25 111L27 110V115L29 116V114H28V110H30V108H31V110H32V108H33L34 110H37V109L35 108L36 106H37V108H38V107H39L38 105H40V107H42V106H45V104H46V103H45V104L42 103V99L45 100V98H46V97H45V94H42V92L45 90V88L48 87V86H46V85H48V84L50 83V80H52L51 78L54 76V72H53L54 70H53V67H52V64H51L52 62L49 61L46 57H44V55H41V54H40V55L38 54V55H36V56L34 55V56L32 57V58H34V59H33L34 61H33V62H32L31 60L29 61L30 63L33 64V65H32V64H31V65H32V68L34 69L33 71L31 70L30 72H32V73H30L29 71H27L28 68H27V67H24V65H25V66L28 65L29 62H27V61H28L29 58H28L27 61H26V60H23V59H24L23 57H22L23 59L20 57V59L23 60V61H22L23 63H22V62L19 60L18 57H17V60L15 59L16 56H18V55H16V56H13ZM128 55H129V54H128ZM149 55H150V54H149ZM157 55H158V54H157ZM248 55H249V54H248ZM260 55H261V54H260ZM260 55H259V57H261ZM20 56H21V55H20ZM25 56H26V55H25ZM112 56H113V55H112ZM124 56H125V55H124ZM132 56H133V55H132ZM158 56H160V55H158ZM214 56H215V55H214ZM1 57H2V56H1ZM230 57H231V56H230ZM2 58H3V57H2ZM26 58H27V57H26ZM26 58H25V59H26ZM64 58H66V57L64 56ZM84 58H85V57H84ZM128 58H130V57H128ZM140 58H141V57H140ZM263 58H264V57H263ZM66 59H67V58H66ZM124 59L127 60L126 57H125V58H122V60H124ZM152 59H153V58H152ZM18 60H19V61H18ZM118 60H119V59H118ZM122 60H121V61H122ZM136 60H137V59H136ZM17 61H18V62H17ZM53 61H54V60H53ZM65 61H66V60H65ZM140 61H141V60H140ZM220 61H221V60H220ZM222 61H223V60H222ZM236 61H237V60H236ZM254 61H256V60H254ZM16 62H17V63H16ZM20 62H21V64H20ZM24 62H25L26 64H25ZM55 62H56V61H55ZM66 62H67V61H66ZM87 62H88V61H87L86 58H85V68H86V70H88V63H87ZM231 62H232V61H231ZM34 63H35V65H34ZM145 63H146V62H145ZM256 63H258L257 65L260 64V67H261V68H262L261 65H264L263 63H261V61H260V63H259V61H258V62L256 61ZM22 64H23V65H22ZM62 64H63V63H62ZM248 64L251 65L250 62H249ZM21 65H22L23 67H21ZM68 65H69V64H68ZM115 65H117V64H115ZM118 65H119V64H118ZM139 65H140V63H139ZM33 66H35L36 68H34ZM65 66H67V65H65ZM122 66H123V65H122ZM129 66H130V65H129ZM253 66H254V64H253ZM20 67H21L22 69H21ZM69 67H70V66H69ZM69 67H68V69H71V68H69ZM125 67H126V66H125ZM258 67H259V66H258ZM263 67H264V66H263ZM25 68H27V70H26ZM211 68H212V67H211ZM237 68H238V67H237ZM237 68H236V69H237ZM239 68H240V67H239ZM243 68H245V71L249 72L250 74H249V75L246 74L247 72L243 71V70H244ZM243 68H242V71H240V72H242L241 75H239V76H242L243 72H244V74H245V75H243V76L241 77V78L244 80V81H242V82H243V85H244V89L242 88V90L246 91L245 96H246L247 94H249L247 97H245L246 100H247L246 102L252 103V104H251L252 108L255 107V106L258 108V110L255 108V110H256L257 112H256L255 110H254V112H253V111H252V108L250 109V112L252 111V115H253L254 113H256V114H254V116H255L254 118H256V117L258 116L257 113L260 112V110L262 111V109H263V108H259V107H264V76H262V75H264V73H263L264 70H262V69L260 68V70H262V71H260V72L262 73V75H261V73H260V74L258 73L259 69L257 70V72L255 71V72H253V74H252V72L250 71V67H243ZM246 68H249V69H248L249 71H248ZM251 68H252V67H251ZM29 69H30V68H29ZM68 69H67V70H68ZM228 69H229V68H228ZM234 69H235V68H233V71H234ZM254 69L256 70V67H254ZM263 69H264V68H263ZM23 70H24V73H26L25 70L27 71L26 74L29 75V76H28L29 78L27 77V75L22 74V73H23ZM209 70H210V69H209ZM214 70H215V69H214ZM240 70H241V68H240ZM251 70H253V69H251ZM69 71H70V70H69ZM81 72H82V71H80V75H82ZM169 72H170V71H169ZM175 72H176V71H175ZM231 72H232V70H231L229 73H231ZM234 72H235V71H234ZM237 72H238V71H237ZM20 73H21V75H20ZM224 73H225V72H224ZM256 73H257V75H256L257 77L254 76V77H256V79H254L253 75H255ZM0 74H1V72H0ZM227 74H228V73H227ZM251 74H252V75H251ZM18 75H19L20 77H23V78H22L23 81L20 79V77H19ZM30 75H31V76H30ZM86 75H87V74H86ZM171 75H172V74H171ZM247 75H248V76H247ZM250 75H251V76H250ZM24 76H25V77H24ZM229 76H230V74H229ZM234 76H235V75H234ZM236 76H237V75H236ZM244 76L247 77V79H246ZM249 76H250V77H249ZM259 76H260V77H259ZM1 77H2V78H1ZM31 77H32V80L30 79ZM166 77H167V76H166ZM206 77H207V76H206ZM230 77H231V76H230ZM258 77H259V78H258ZM24 78H26V79H24ZM89 78H90V77H89V74H88V79H89ZM168 78H169V77H168ZM218 78H219V77H218ZM225 78H226V77H225ZM235 78H237V77H235ZM244 78H245V79H244ZM249 78L254 79V81L251 80V79H250V81H249ZM29 79H30V80H29ZM158 79H159V78H158ZM203 79H205V78H203ZM208 79H209V78H208ZM228 79H230V78H228ZM231 79H232V78H231ZM27 80H28L29 82H28ZM225 80L227 81V79H225ZM235 80H236V79H235ZM237 80H239V78H237ZM237 80H236V81H237ZM246 80H247V81H246ZM255 80H257V82H255ZM26 81H27V83H29V86H30V87H28V86L25 85V84H27V83H25ZM166 81H167V80H166ZM228 81H229V80H228ZM233 81H234V80H233ZM236 81H234V82L236 83ZM23 82H24V84H23ZM172 82H173V81H172ZM229 82L232 84V80L229 81ZM229 82H228V83H229ZM238 82H239V81H238ZM242 82H241L238 86L242 85ZM244 82H245V83H244ZM249 82H250V83H249ZM252 82H253V84H254V82H255V84H254L253 87H251V86L253 85V84L251 85ZM230 83H229V84H230ZM247 83H248V84H247ZM21 84H22V85H25L27 88H26L25 86L23 87ZM31 84H32V85H31ZM231 84H230V85H231ZM249 84H250V86H249ZM27 85H28V84H27ZM109 85H110V84H109ZM235 85H236V84H235ZM2 86H3V87H2ZM45 86H46V87H45ZM106 86H107V85H106ZM106 86H105V87H106ZM206 86H207V85H206ZM222 86H223V85H222ZM236 86H237V85H236ZM126 87H127V86H126ZM126 87H125V90L128 88V87H127V88H126ZM170 87H171V86H170ZM224 87H225V85H224ZM229 87H230V86H229ZM231 87H232V86H231ZM233 87H234V85H233ZM43 88H44V90H43ZM96 88H97V87H96ZM107 88H108V87H106V89H107ZM115 88H116V86H115ZM115 88L113 89L114 92H115V90H117L116 92H118V91L121 90L122 88L124 89L123 86H122V88H120V89H117V88L115 89ZM173 88H174V87H173ZM234 88H235V87H234ZM106 89H104V90H106ZM201 89H202V88H201ZM227 89H228V88H227ZM235 89H236V88H235ZM95 90H96V89H95ZM100 90H102V89H100ZM107 90H108V89H107ZM98 91H99V90H98ZM111 91H112V90H111ZM121 91H122V90H121ZM163 91H168V90L165 89V90H163ZM171 91H173V90H171ZM171 91L169 90V92H171ZM174 91H175V90H174ZM174 91H173V94H174ZM177 91H178V90H177ZM190 91H191V90H190ZM225 91H226V90H225ZM228 91H229V90H228ZM238 91H239V90H238ZM240 91H241V90H240ZM11 92L14 93V94L12 93V94L15 96V97H14V98H15L14 100H11V99H12V98H11V97H12V96H11V95H12ZM96 92H97V91H96ZM96 92H95V93H96ZM103 92H104V91H103ZM114 92H112V93H114ZM128 92H129V91H128ZM160 92H161V90H160ZM169 92H168V94H169ZM231 92H233V91L231 90ZM45 93H47V92H45ZM98 93H100V92H98ZM106 93H107V92H106ZM118 93H119V92H118ZM129 93H131V91H130ZM156 93H157V95H158V94H159V91H158V92L156 91ZM156 93H155V94H156ZM162 93H164V92H162ZM166 93H167V92H166ZM177 93H178V92H177ZM224 93H225V92H224ZM239 93H241V92H239ZM10 94H11V95H10ZM119 94H121V93H119ZM122 94H123V93H122ZM164 94H165V93H164ZM171 94H172V93H171ZM221 94H222V93H221ZM227 94H228V92H227ZM227 94H226V95H227ZM43 95H44L45 98H42ZM97 95H98V94H97ZM104 95H105V93H104ZM104 95L102 96L103 99H107V98L109 99V96H107V98H104V97L106 96V95H105V96H104ZM110 95H111V93H110ZM114 95L117 96V93H115ZM126 95H127V91H126ZM128 95L130 96L131 94H128ZM128 95L125 96V93H124L123 96H125V97H124L123 101L125 100L126 97L128 98ZM157 95H156V96H157ZM159 95L161 96V95H163V94L160 93ZM235 95H236V94H235ZM95 96H96V95H95ZM95 96H94V99H96V97H99V96H96V97H95ZM119 96H120V95H119ZM154 96H155V95H154ZM156 96H155V98H157ZM167 96H168V95H167ZM175 96H177L176 92H175ZM175 96L173 97L174 99H175ZM220 96H221V95H220ZM224 96H225V95H224ZM229 96H231L230 93H229ZM48 97H49V96H48ZM102 97H101V98H102ZM111 97H112V96H111ZM170 97H171V98H170ZM170 97H166V99H167L168 101H169V100L171 101V100H172V96H170ZM204 97H205V96H204ZM232 97H234V96H232ZM239 97H240L241 100H242V98H244V96H243L242 98H241V96H239ZM10 98H11V99H10ZM116 98H117V97H113V100L115 101ZM119 98L122 99L123 97L120 96ZM158 98H160V97H158ZM210 98H211V97H210ZM234 98H236V97H234ZM234 98L232 99V100H233V103H235L234 105L237 106V103L239 104V100H238V98H236V99H234ZM98 99H99V98L96 99L97 101L94 100V101L96 102L95 104H96V109H97V111H98V109H99V111H102V112L104 111V113H105V112L107 113V111H109V110H107V108L112 109L111 107H114V106H115V104H114V106H113V102H114V101H112V99H109V100H111V101H109V103L112 102L111 105L108 103L107 100L104 101V103H103V102H102L103 99H102L101 102L99 101L100 99H99V100H98ZM117 99H118V98H117ZM117 99H116V100H117ZM121 99H120V100H121ZM161 99H162V96H161ZM161 99H160V100H161ZM163 99H164V97H163ZM174 99L172 100V102H175L176 99H177L176 101H178V97H177L175 100H174ZM186 99H187V97H186ZM130 100H131V99H130ZM142 100H145V99H142ZM151 100H152V99H151ZM154 100H155V99H154ZM206 100H207V98H206ZM232 100H231V101H232ZM234 100H235V101L237 100V102H235ZM127 101H128V100H127ZM162 101H163V100H162ZM210 101H211V100H210ZM213 101H214V100H213ZM221 101H222V100H221ZM231 101H230V104L232 103ZM250 101H251V102H250ZM252 101L255 102V105L253 104L254 102H252ZM43 102H47V101L45 100V101H43ZM115 102H116V101H115ZM119 102H120V101H118V103H119ZM154 102H155V101H154ZM157 102H158V99H157L156 103H157ZM186 102H187V101H186ZM197 102H198V101H197ZM201 102H202V101H201ZM40 103L43 104V105L41 106ZM101 103H103V104H101ZM120 103H121V102H120ZM159 103H160V102H159ZM161 103H162V102H161ZM161 103H160V104H161ZM180 103H181V102H180ZM183 103H184V101H183ZM192 103H194V102H192ZM206 103H207V102H205V105H206ZM211 103H213V102H211ZM241 103H242V101H241ZM249 103H248V105H249ZM122 104H123V102H122ZM151 104H152V103H151ZM157 104H158V103H157ZM160 104H158L157 106L160 107V106H161ZM181 104H182V103H181ZM201 104H202V103H201ZM214 104H215V102H214ZM216 104H218V103H216ZM216 104H215V107H216ZM219 104H220V103H219ZM221 104H222V103H221ZM243 104H245V103H243ZM74 105H75V104H74ZM74 105H73V106H74ZM79 105H82V104L79 103ZM100 105H101V106H100ZM102 105H103V106H102ZM116 105H117V103H116ZM123 105L126 106V105H127V102H126L125 104H123ZM164 105H165V107L167 108L169 104H168V105L164 104ZM187 105H188V104H187ZM189 105H190V104H189ZM199 105H200V104H199ZM209 105H210V103L208 104V106H209ZM226 105H227V104H226ZM232 105H233V104H232ZM246 105H247V104H245L244 107H246ZM47 106H48V105H47ZM60 106H61V105H60ZM64 106H65V105H64ZM104 106H106L107 108H104ZM125 106H124V107H125ZM181 106H182V105L179 106V104H178V105H175V111H174V107L171 108L172 106H170V108H171L172 110L169 111V114H170V112H171V116H172L171 118H173V117L175 118V117H176V119H174V118H173V119H174L175 121H177V122L174 121L175 123H178V122H179L178 124H180V122L183 123V121L186 120V119L184 120V116H185V114H183V113H185V112H183L182 108H180ZM185 106H186V105H185ZM190 106H191V105H190ZM219 106H221V105H219ZM219 106L217 105V108H218ZM235 106H234V109H235ZM239 106H240V105H239ZM249 106H250V105H249ZM251 106H250V107H251ZM15 107H17V108L20 107V108H18V109H19V110H18V109H16ZM26 107L29 108V109H26ZM84 107H85V106H84ZM102 107H103V109H102ZM121 107H123V106H120V110H121ZM126 107H127V106H126ZM182 107H183V106H182ZM188 107H189V106H188ZM206 107H207V106H206ZM206 107H205V108H206ZM209 107L212 108V106H209ZM221 107H222V106H221ZM223 107H225L224 104H223ZM232 107H233V106H232ZM232 107H231V108H232ZM244 107L242 108V110L244 109V111H246V109H245ZM247 107H248V106H247ZM250 107H248V108H250ZM3 108H2V109H3ZM45 108H46V107H45ZM49 108H50V107H49ZM59 108H60V107H58V109H59ZM63 108H64V107H63ZM74 108H76V107H73V109H74ZM81 108H83V107H81ZM85 108H86V107H85ZM89 108H90V107H89ZM166 108H165V109H166ZM186 108H187V107H186ZM186 108H185V109H186ZM189 108H190V107H189ZM219 108H220V107H219ZM219 108H218V109H219ZM231 108H228V107H227V109H229V110H230ZM237 108L239 109V107H237ZM15 109H16V110H15ZM25 109H26V110H25ZM41 109H43V107L40 108V110H41ZM65 109H66V108H65ZM73 109H72V110H73ZM101 109H102V110H101ZM113 109H114V108H113ZM117 109H118V108H117ZM122 109H123V108H122ZM126 109H127V108H126ZM160 109H161V107H160ZM162 109L165 110V109L163 108V106H162ZM168 109H169V108H168ZM185 109H184V110H185ZM207 109H208V107H207ZM234 109H233V108L231 109L232 112L234 111ZM259 109H260V110H259ZM24 110H25V111H24ZM38 110H39V109H38ZM47 110H48V109H47ZM61 110H62V112L64 111L63 109H61ZM80 110H81V109H80ZM88 110H89V109H88ZM88 110H86V111H88ZM118 110H119V109H118ZM163 110H161V111H163ZM181 110H182V111H181ZM187 110H188V109H187ZM193 110H194V109H193ZM201 110H202V109H201ZM209 110H210V109H209ZM220 110L222 111V109H219V111H216V113H214V114H218V113L220 112ZM223 110H225L224 112H226V108H223ZM239 110H240V109H239ZM248 110H249V109H248ZM9 111H7V112H9ZM23 111H24V112H23ZM43 111H44V109H43ZM43 111H42V112H43ZM55 111H56V112H55ZM55 111H54V116H52V115H53V112H47V113H50V114H51V118H50V116H49L50 114L47 115V116H49L50 120H54V122H52V124L50 123L51 125H53V127L56 126V125H64V122H63V119H64V118H65L64 121H66V122H67L68 120H70V119H68V116H71V115L65 116V115H67V112L64 111V113L61 112V114H60V111H59V110H58L59 112H57V110H55ZM73 111H74V110H73ZM77 111H78V110H77ZM82 111H83V110H82ZM84 111H85V110H84ZM84 111H83V112H84ZM113 111H114V110H113ZM166 111H168V110H166ZM191 111H192V110H191ZM199 111H200V110H199ZM204 111H205V109H204ZM210 111H211V110H210ZM214 111H215V110H214ZM227 111H228V110H227ZM235 111H237V109H236ZM240 111H241V110H240ZM32 112H33V110H32ZM102 112H100L101 115H102ZM116 112H118V111H116ZM187 112H188V111H187ZM192 112H193V111H192ZM195 112H196V111H195ZM224 112L222 111V112H220V114H221V113H224ZM228 112H229V111H228ZM228 112H226V113H228ZM232 112L230 111V112L228 113L229 116H230V115L232 116V115L234 114V113H232ZM238 112H239V111H238ZM246 112H247V111H246ZM250 112H249L248 114H250ZM262 112H263V111H262ZM5 113H6V111H5ZM29 113H31V112L29 111ZM33 113H34V112H33ZM33 113H32V114H33ZM43 113H45V111H44ZM55 113H56V115H55ZM58 113H59L60 115H59ZM75 113H76V112H75ZM84 113H85V112H84ZM90 113H91V111H90ZM100 113H98V114L100 115ZM109 113H110V112H109ZM125 113H127V112H125ZM125 113H123V114H125ZM131 113H132V112H131ZM149 113H150V112H149ZM164 113H165V112H164ZM226 113H225V114H226ZM230 113H232V114H230ZM239 113H240V112H239ZM263 113H264V112H263ZM263 113H260V114H259V116H258L259 119H258V120H260L261 115H262V117H263V119H264V114H263ZM9 114H10V113H9ZM17 114H20V112H19V113L17 112ZM39 114H40L41 116H43V115L41 114V112H40ZM57 114H58V115H57ZM68 114H69V113H68ZM71 114H72V113H71ZM88 114H89V113H88ZM111 114H112V113H111ZM113 114H115V112H114ZM142 114H143V113H142ZM154 114L157 115V112L154 113ZM160 114H161V113H160ZM160 114H159V115H160ZM162 114H163V113H162ZM191 114H192V113H191ZM209 114H210V113H209ZM211 114H212V113H211ZM225 114H221L222 117H223ZM228 114H227V115H228ZM243 114H244V113H243ZM246 114H247V113H246ZM246 114H245V115H246ZM24 115H25V114H23V117L21 116L22 120H20V126L23 125V128H25V127H24L25 123H26V125H27L28 123H29V125H30L31 122L33 123V125H36V126H37L38 123L36 124L37 119L35 118L36 116H38L37 111H35V113H34L33 115L30 114V116H29L28 118H26V119H30V118H32V119H31L32 121H31V120H26V121H24V120H25L24 117L27 116V115H26V116H24ZM35 115H36V116H35ZM85 115H86V113H85ZM85 115L82 114V112L79 113V115H77V118L79 117V118L77 119L78 121L75 122V124H78V123H79V124H82V123L85 124V123H87L86 120H87L88 118L86 119V116H85ZM118 115H119V114H118ZM165 115H167V114H165ZM212 115H213V114H212ZM212 115H209V118H210V116H212ZM227 115H225V117H226ZM234 115H235V114H234ZM250 115H251V114H250ZM16 116H17V115H16ZM31 116H33V117H31ZM34 116H35V117H34ZM132 116H133V114H132ZM152 116H153V115H152ZM168 116H169V115H168ZM189 116H190V115H188V117H189ZM216 116H217V115H216ZM219 116H220V115H219ZM231 116H230V117H231ZM52 117H53V119H52ZM54 117H58V119L56 118V120H55ZM90 117H91V116H90ZM111 117H113V116H111ZM160 117H163V116H160ZM164 117H165V116H164ZM186 117H187V116H186ZM186 117H185V118H186ZM195 117H196V116H195ZM202 117H203V116H202ZM205 117H207V116H205ZM212 117H213V116H212ZM222 117H221V118H222ZM250 117H251V116H250ZM250 117H249V118H250ZM258 117H257V118H258ZM33 118H34V119H33ZM59 118H60V119H59ZM66 118H67L68 120H66ZM131 118H132V117H131ZM134 118H135V116H134ZM151 118H152V117H151ZM209 118H208V119H209ZM221 118L218 117L217 119H221ZM251 118H252V117H251ZM35 119H36V121H35ZM72 119L76 120L74 116H73ZM135 119H136V118H135ZM152 119H153V118H152ZM158 119H159V118H158ZM196 119H197V117H196ZM202 119H204V118H202ZM212 119H215V118H211V120H212ZM229 119H230V118H229ZM15 120H16V119H15ZM17 120H18V119H17ZM45 120H46V119H45ZM74 120H72V121H74ZM88 120H90V119H88ZM126 120H127V119H126ZM131 120H132V119H131ZM136 120H138V119H136ZM163 120H164V119H163ZM189 120H190V119H189ZM199 120H200V119H199ZM199 120H198V121H199ZM206 120H207V119H206ZM250 120H252V119H250ZM23 121H24L25 123H24ZM28 121H29V122H28ZM33 121H35V122H33ZM40 121H41V120H40ZM40 121H39V123H40ZM47 121H48V120H47ZM47 121H46V124H47ZM84 121H85V122H84ZM91 121H92V120H91ZM165 121H166V120H165ZM213 121H214V120H213ZM226 121H227V120H226ZM230 121H231V120H230ZM238 121H239V120H238ZM240 121H241V120H240ZM247 121H248V120H247ZM253 121H254V120H253ZM15 122L17 123V121H15ZM18 122H19V121H18ZM27 122H28V123H27ZM55 122H57V124H56ZM58 122H59V123H58ZM66 122H65V125H66V127H67ZM124 122H125V121H124ZM172 122H173V121H172ZM174 122H173V123H174ZM210 122H211V121H210ZM218 122H219V121H218ZM220 122H221V121H220ZM222 122H223V121H222ZM251 122H252V121H251ZM256 122H257V119H256V121H254V123H252V124L255 125ZM263 122H264V120L259 121L258 124L262 127V126H264V123H263ZM32 123H31L30 126L28 125V126L26 127L27 130L25 131V133H24V131H22V132L25 134V135H24V134L22 133L24 136L29 135V134H26L28 130H29V132H30V131H32L34 128H36L35 126H34V127L32 126ZM41 123H43V122H41ZM60 123H61V124H60ZM62 123H63V124H62ZM91 123L93 124L94 122L92 121ZM127 123H128V122H127ZM163 123H164V122H163ZM224 123H226V122H224ZM227 123H228V121H227ZM238 123H239V122H238ZM262 123H263V124H262ZM54 124H55V125H54ZM70 124H71V122H70ZM79 124H78V125H79ZM178 124H177V125H178ZM184 124H185V123L180 124V125L182 126V125H184ZM191 124H192V123H191ZM194 124H195V123H194ZM199 124H200V125H199ZM199 124H197V125H199V128L197 127V125H194L193 128L196 127V128H197L196 130H201V129H202L201 126H203V127H207V126H208V128H209V125H210L209 122H207V126H206V123H204V122H203V124H201V123H199ZM204 124H205V126H204ZM208 124H209V125H208ZM214 124H215V123H214ZM217 124H218V123H217ZM230 124H231V123H230ZM252 124H251V125H252ZM261 124H262V125H261ZM10 125H11V124H10ZM26 125H25V126H26ZM51 125H50V126H51ZM85 125H86V124H85ZM102 125H103V123H102ZM212 125H213V124H212ZM218 125H219V124H218ZM227 125H228V124H227ZM233 125H234V123H233ZM237 125H238V124H237ZM239 125H240V123H239ZM247 125H248V124H247ZM251 125H249V126H251ZM254 125H253V126H254ZM259 125H257V123H256L255 126L260 127ZM11 126H12V125H11ZM31 126H32L33 128L30 129L29 127H31ZM45 126H49V124H48V125H45ZM50 126H49V127H50ZM76 126H77V125H76ZM82 126H83V125H82ZM159 126H160V125H159ZM184 126L187 127V122H186V125H184ZM210 126H211V125H210ZM220 126H221V125H220ZM235 126H236V125H235ZM249 126H248V128H249ZM253 126H252V127H253ZM255 126H254V128H255ZM49 127H48V128H49ZM59 127H60V126H59ZM61 127L63 128V126H61ZM61 127H60V129H62ZM83 127H84V126H83ZM90 127H91V126H90ZM102 127H103V126H102ZM104 127H105V126H104ZM162 127H164V126H161V128H162ZM167 127H168V126H167ZM176 127H177V126L175 125V128H176ZM215 127H217V126L215 125ZM222 127H223V125H222ZM225 127H226V126H225ZM225 127H224V128H225ZM244 127H245V126H244ZM252 127H251V128H252ZM28 128H29V129H28ZM42 128H43V126H42ZM44 128H45V127H44ZM50 128H51V127H50ZM56 128H57V127H56ZM70 128H72V126H71ZM73 128H74V130L76 129V128H75V125H74ZM73 128H72V129H73ZM79 128H80V127H79ZM92 128H94V127H92ZM172 128H173V126H172ZM182 128H183V127H182ZM188 128H189V127H188ZM188 128H186V131H185V130H184V131H185V132H188L189 134H191V133L193 132V130H191L190 128H192V127L190 126V128H189L190 130H189V131H188ZM200 128H201V129H200ZM213 128H214V127H213ZM217 128H218V127H217ZM236 128H237V127H236ZM248 128H247V129H248ZM21 129H22V126H21ZM51 129H52V128H51ZM57 129H59V128H57ZM68 129H69V128H68ZM72 129H70V130L73 131ZM153 129H154V128H153ZM153 129H152V130H153ZM177 129H178V127H177ZM205 129H206V128H204V130H205ZM218 129H219V128H218ZM239 129H240V128H239ZM255 129H257V127H256ZM259 129H260L261 132H260L259 130H258L257 132L259 133L260 136H261L260 133H263V135H262V140H263V142H264V139H263V138H264V137H263V136H264V127H263V130H262V128H259ZM22 130H23V129H22ZM55 130H56V129H55ZM91 130H92V129H91ZM108 130H109V129H108ZM111 130H113V129H110L109 131H111ZM164 130H165V129H164ZM167 130H168V129H167ZM196 130L194 129V131H196ZM210 130H211V129H210ZM237 130H238V129H237ZM251 130H252V129H251ZM251 130H250V131H251ZM18 131H19V130H18ZM18 131H17V132H18ZM34 131H35V130H34ZM34 131H33V132H34ZM36 131H37V130H36ZM40 131H41V130H40ZM66 131H67V130H66ZM129 131H130V130H129ZM135 131H137V130H135ZM146 131H147V130H146ZM173 131H174V129H173ZM201 131H203V130H201ZM216 131H217V130H216ZM232 131H233V130H232ZM232 131L230 132L231 134H233ZM235 131H236V129H235ZM242 131H243V130H242ZM245 131H246V130H245ZM262 131H263V132H262ZM29 132H28V133H29ZM33 132H32V133H33ZM53 132H54V130H53ZM59 132H60V130H59ZM61 132H62V131H61ZM68 132H69V131H68ZM106 132H107V131H106ZM171 132H172V131H171ZM171 132H170V134L172 135ZM190 132H191V133H190ZM196 132H198V131H196ZM209 132H210V131H209ZM225 132H227V131H225ZM248 132H249V130H248ZM248 132H247V133H248ZM19 133H20V132H19ZM62 133H63V132H62ZM65 133H67V132H65ZM109 133H111V132H108L107 135H110ZM143 133H144V132H143ZM143 133H142V132L140 133V134H141L140 136H141L142 138H143V136H142ZM198 133H199V132H198ZM204 133H205V132H204ZM222 133H224V132H222ZM235 133H237V132H235ZM245 133H246V132H245ZM245 133H244V134H245ZM247 133H246V134H247ZM252 133H253V132H252ZM258 133H257V135H258ZM30 134H31V132H30ZM34 134H35V132H34ZM36 134H37V133H36ZM67 134H68V135H67ZM67 134L64 135V133H63V135H64V136L67 135V137L73 135V133H72V135H71V133H70V135H69V133H67ZM112 134H113V131H112ZM115 134H116V133H115ZM115 134H114V135H115ZM123 134H124V133H123ZM137 134H138V136H139V133H138V132H137ZM145 134H146V133H145ZM145 134H144V135H145ZM163 134H164V133H163ZM192 134H193L194 136H196V137L198 136V135L195 134L194 132H193ZM199 134H202V132L199 133ZM246 134H245V135H246ZM10 135H11V134H10ZM12 135H13V134H12ZM23 135H22V138H23ZM31 135H32V134H31ZM63 135H62V136H63ZM75 135H76V134H75ZM135 135H136V134H135ZM168 135H169V134H168ZM171 135H170V136H171ZM186 135H187V137L189 138V135H188V134H186ZM202 135H204V134H202ZM207 135H208V133H207ZM213 135H215V134H213ZM226 135H227V134H226ZM228 135H229V134H228ZM233 135H234V134H233ZM240 135H241V134H240ZM7 136H8V135H7ZM14 136H16V135H14ZM34 136H35V135H34ZM60 136H61V135H60ZM73 136H74V135H73ZM110 136H111V135H110ZM117 136H118V135H117ZM138 136L136 135V137H135L137 140H138ZM162 136H163V135H162ZM176 136H177V135H176ZM179 136H180V135H179ZM194 136H193V137H194ZM215 136H216V135H215ZM218 136L221 137V134H220V135L218 134ZM248 136H249V135H248ZM28 137H29V136H28ZM75 137H76V136H75ZM105 137H106V136H105ZM132 137H133V136H132ZM173 137H174V135H173ZM184 137H185V136H184ZM190 137H192V135H190ZM193 137H192V139H193ZM196 137H195V138H196ZM220 137H219V138H220ZM245 137H246V136H245ZM245 137H244V138H245ZM252 137H253V136H252ZM20 138H21V137H20ZM26 138H27V136H26ZM26 138L24 137L22 140L24 141V139H26ZM30 138H31V137H30ZM30 138H29V139H30ZM71 138H72V137H71ZM71 138H70V139H71ZM112 138H113V137H112ZM119 138H120V137H119ZM126 138H129V137H126ZM130 138H131V137H130ZM162 138H163V137H162ZM169 138H170V137H169ZM180 138H181V137H180ZM213 138H214V137H213ZM216 138H217V137H216ZM230 138H231V137H230ZM241 138H242V137H241ZM255 138H256V137H255ZM255 138H254V139H255ZM260 138H261V137H260ZM33 139H34V138H33ZM68 139H69V138H68ZM76 139H77V138H76ZM116 139H117V138H116ZM123 139H124V138H123ZM123 139H120V141L123 140ZM143 139H144V138H143ZM208 139H209V138H208ZM220 139H221V138H220ZM222 139H223V138H222ZM222 139H221V140H222ZM232 139H233V138H232ZM248 139H249V138H248ZM248 139H247V140H248ZM257 139H259V138H257ZM27 140H28V138H27ZM30 140H32V138H31ZM65 140H67V139H65ZM73 140H74V138H73ZM106 140H108V139L106 138ZM137 140H136V142H138V144H137V143H135L134 145L131 144V145L133 146V148L131 149V147H130L131 151H128L129 149L127 150V151H128L127 153H129V154L131 153V155H134V159L131 160V161H130V164H129V165H131V168L128 167V165H127V161H126V164H125V165H122V164H124L126 158H125V160H124L123 156L121 157V155L118 157V154L121 153V152L119 151V150H121V149H119V147H120V148L122 147V145H121L120 143H118L119 145H116V146H115V144H113V142H112V144L114 145V147H117V148L115 149V148L112 146V147L114 148L115 151L113 150L112 147H110V146H111V143H109V140H108V142H105V147H104V148H105V155H106V157L109 159V162H110V164L112 165L111 167L113 168V165H115L116 170H117V168H118L117 166L119 165V163H121L120 166H123L122 168H123V170H124V171H122V172L125 173L124 175L127 176L126 180H125V179L123 180V177H122L123 174H122V172H118V171H116V170H115V167L113 168V174H114V178H115V180H116V184H115V185H117V186H115V187H117V189H116V188H115V189L117 190L116 193H117V196H118V197H117V196H116V197L118 198V199H117L118 201L120 200L119 203H122V202H123V204H122L123 207H122L121 205H120V206H121V208H122V209H121V212H122V214H123V215H122V217H123V221L126 223L127 226H129L130 218H129V213L127 212L128 210H127V208H126L125 205H124V202H125L124 200H125V199L123 200V198H124V196H123V187H124L123 184L125 183V181H127V184H128V186H127V192H128V193L130 192V193L132 194L133 190L135 189V184L138 185V184H137L138 181L136 182V181L133 179V178L137 175V173H138V172H137V169H138L140 172L142 171L141 173H143V170H141V168L143 169V168L147 167V166H145V164L147 163V159H146V158H147L148 156H145V154H144V156H145V159H144V156L142 155V153L144 152V151L142 150V149H143V145H142V144H139V141H137ZM141 140H142V139H141ZM172 140H174V139H172ZM183 140H184V139H183ZM190 140H191V139H190ZM193 140H194V139H193ZM193 140H191V141L195 143V141H193ZM212 140H213V139H212ZM212 140H211V141H212ZM228 140H229V139H228ZM233 140H234V139H233ZM241 140H242V139H241ZM245 140H246V139H245ZM34 141H35V140H34ZM70 141H71V140H70ZM76 141H77V140H75L74 142L77 144ZM115 141H116V140H115ZM132 141H133V140H132ZM174 141H176V140H174ZM178 141H179V143H181L180 140H178ZM216 141H217V140H215V143H216ZM218 141H219V140H218ZM226 141H227V140H226ZM235 141H236V140H235ZM237 141H238V140H237ZM249 141H250V139L248 140V145H249ZM251 141H252V140H251ZM256 141H257L258 143L260 142L259 144H261V145L257 144ZM256 141L254 140V144H255V142H256V146H257V148H258L260 151H258L257 148H255V149H257V151H256L254 148H252V149H254V150L256 151V154L258 153V155H260V156H261V154L264 155V153H263V152H264V146H263V144H262L263 142H261L260 140H256ZM67 142H68V141H67ZM71 142H72V141H71ZM71 142H70V144H71ZM110 142H111V141H110ZM118 142H119V140H118ZM168 142H169V141H168ZM176 142H177V141H176ZM185 142H186V141H185ZM188 142H190V141H187V143H188ZM197 142H198V140H197ZM212 142H214V141H212ZM222 142H223V141H222ZM26 143H27V144H30V143H28V141H26ZM26 143H25V144H26ZM34 143H35V142H34ZM75 143L72 145V147H76L74 150H78V152L76 151L77 153L82 152V151L80 150V148H78L79 146L77 147V146L75 145ZM107 143H108V144H107ZM210 143H211V142H210ZM219 143H220V142H219ZM226 143H228V142H226ZM234 143H235V145H236L237 142H234ZM242 143H243V142H242ZM246 143H247V142H246ZM250 143H251V142H250ZM25 144H23V145H25ZM88 144H90V143H88ZM109 144H110V145H109ZM116 144H117V143H116ZM122 144H123V143H122ZM166 144H167V143H166ZM169 144H170V143H169ZM172 144H173V143H172ZM184 144H185V143H184ZM184 144H183V145H184ZM211 144H212V143H211ZM217 144H218V143H217ZM244 144H245V143H244ZM251 144H252V143H251ZM254 144H253L252 147L255 146ZM74 145H75V146H74ZM120 145H121V146H120ZM139 145H140V147H139ZM188 145H191V143L188 144ZM196 145H197V143H196ZM198 145H199V144H198ZM218 145H219V144H218ZM220 145H221V144H220ZM224 145H225V144H224ZM232 145H234V144H232ZM248 145H247V146H248ZM28 146H29V145H28ZM28 146L26 145V147H28ZM89 146H90V147H89ZM98 146H99V145H98ZM123 146H124V144H123ZM144 146H145V145H144ZM164 146H165V145H164ZM210 146H212V145H210ZM215 146H216V145H215ZM230 146H231V144H230ZM230 146H229V147H230ZM237 146H238V143H237ZM256 146H255V147H256ZM260 146H262L263 148L260 147ZM29 147H30V146H29ZM83 147H85V146L83 145ZM124 147H125V146H124ZM124 147H123V149H125V148H129V147H128V144H127V147H125V148H124ZM162 147H163V146H162ZM173 147H174V150H175V148L177 147V145H176V146L173 145ZM173 147H172V148H173ZM178 147H179V144H178ZM183 147H184V146H183ZM191 147H192V146H190V148H191ZM213 147H214V146H213ZM216 147H217V146H216ZM222 147H223V146H221V150H222ZM229 147H228V148H229ZM77 148H78V149H77ZM85 148H86V147H85ZM88 148H90V149L92 150L93 147H92L91 144H90V145H88ZM139 148H141V149H139ZM239 148H240V147H239ZM242 148H243V147H242ZM242 148H241V149H242ZM248 148H249V147H248ZM260 148H261V149H260ZM138 149H139V151L142 150V151H141V155H139L140 152H138ZM176 149H177V148H176ZM186 149H187V151H185V152L183 153V155H185V156H186L187 152H188V154H189V153H191V151H192V152L194 151V150H193L194 148L192 147V150H190V152H189V151H188V150H189V146H187V145H186ZM216 149H217V148H216ZM219 149H220V148H219ZM233 149H234V148H233ZM252 149H249V150H248L249 152H247V153L243 151L242 158H243V156L245 155V157L243 158L244 161L241 159L245 164H246V161L248 162L245 166H247L248 168L251 166V168H250L251 171H250L248 168H246V167L243 168L242 166H243L244 164L240 161L243 165L240 166L241 164L239 163V164H240L239 166H240L241 168L237 167L236 169L239 168V169L237 170V172H236V169L234 170V168H235V167H234V168H233V171H232L233 175L231 174V177H229V176L226 175V174H228V173L230 174V173H231V170H229L228 172L225 173V171H226V170H225V169H226L225 165H226V164H225V165L222 164L223 168L225 167V169H222V172H223V173H222V172H221V173H222V174L225 173V175H223V176H226V178L229 177L230 180L227 178V179H228V184L231 183V182H233V184H234V180H235V179H236V180H235V184L237 183L238 180H240V181L238 182V187H237V188H239V190H240V185L242 184L241 187H242V189H244V190H242L243 192H246L245 189L247 190V193L250 192L248 189L251 190V186H250V188H248V187H249V185H252V184H249V183H253V185H252V187H253L252 189H253V190H251V192H252V191H253V192H254V191H257V192H254V193H259V194H256V196H260V195H261L260 197H262V195H263L262 199H261V198L258 199V198L256 197V198L261 202V200H264V194H263V193H264V191H263V190H264V189H263L264 187L261 188L262 186H264V182L262 181V182H263V183H262V182L259 181V180H260V179L263 180V178H264V177H263V176H264V172H263L264 170L261 172V170L264 168V164H263V162H261V160L264 161V158H263V155L261 156V159L259 158L260 156H257V155H256V156H257V157H256V156H255V153H253ZM144 150H145V149H144ZM159 150H160V149H159ZM161 150H162V149H161ZM168 150H169V149H168ZM183 150H184V149H183ZM214 150H215V149H214ZM234 150H235V149H234ZM246 150H247V149H246ZM250 150H251L252 152H251ZM92 151H93V150H92ZM125 151H126V150H124V152H125ZM223 151H224V150H223ZM223 151H222V152H223ZM227 151H228V149H227ZM119 152H120V153H119ZM160 152H161V151H160ZM171 152H172V151H171ZM176 152H178V151H176ZM214 152H215V151H214ZM228 152H229V151H228ZM230 152H231V151H230ZM235 152H236V151H235ZM137 153H138V155L140 156V158L137 156ZM179 153H180V152H179ZM181 153H182V152H181ZM195 153H196V152H195ZM195 153L193 152L194 155H193V154H191V155L194 157L195 155H197V154H195ZM215 153H216V152H215ZM218 153H220V152H218ZM223 153H224V152H223ZM236 153H237V152H236ZM240 153H241V152H240ZM244 153H246V154H244ZM75 154H76V153H75ZM123 154H124V153H122V155H123ZM167 154H169V153H166V155H167ZM173 154H177V153H173ZM216 154H217V153H216ZM220 154H221V153H220ZM234 154H235V153H234ZM238 154H239V153H238ZM252 154H254V156H253ZM77 155H78V154H76V156H77ZM87 155H88V154H87ZM96 155H97V154H96ZM124 155H125V154H124ZM164 155H165V154H164ZM171 155H172V154H171ZM171 155L169 154V156H171ZM178 155H179V154H178ZM205 155H206V154H205ZM224 155H226V154L224 153ZM230 155H231V154H230ZM232 155H233V154H232ZM240 155H241V154H240ZM76 156H74V157H76ZM78 156L80 157V155H78ZM82 156H83V153H82L81 157H82ZM84 156H85V155H84ZM157 156H158V155H157ZM160 156H162V155H160ZM167 156H168V155H167ZM181 156H182V155H181ZM222 156H223V155H222ZM247 156H248V157L250 156V157H249V160H250L251 162H249ZM88 157H90V156L88 155ZM88 157H87V158H88ZM94 157H95V156H94ZM102 157H103V155H102ZM125 157H126V155H125ZM128 157H129V156H128ZM131 157H132V156H131ZM135 157H138V158H135ZM141 157L144 159L143 161H142V158H141ZM164 157H165V156H164ZM187 157H189V160L191 159V158H190V157H191L190 155H189V156L187 155ZM193 157H192V158H193ZM195 157H196V159H197V156H195ZM195 157H194V159H195ZM230 157H231V156H230ZM235 157H237V156H235ZM252 157L254 158L255 161L253 160ZM98 158H99V157H98ZM148 158H149V157H148ZM156 158H157V157H156ZM156 158H153V159H156ZM184 158H185V157H184ZM200 158H202V157H200ZM219 158H220V156H219ZM227 158H228V157H227ZM232 158H233V156H232ZM232 158H231V159H232ZM251 158H252V160H253L254 163L252 162ZM256 158H257V160L259 159V163H257L258 161L256 162ZM262 158H263V159H262ZM75 159H76V158H74V160H75ZM78 159H79V158H78ZM91 159H92V157L89 159V163H91L90 161H92V162L94 163L93 160H94L95 158H93L92 160H91ZM99 159H101V158H99ZM102 159H103V158H102ZM136 159H139V160H136ZM140 159H141V160H140ZM158 159H159V157H158ZM158 159H157V160H158ZM186 159H187V158H186ZM196 159H195V163H197L198 165H201V166H202V164L198 162V160H201V159H199V158H198V160H196ZM217 159H218V158H217ZM246 159H247V160H246ZM83 160H84V159H83ZM127 160H128V159H127ZM165 160H167V158H166ZM170 160H171V159H170ZM173 160H174V158H173ZM220 160H221V159H220ZM234 160H235V159H234ZM234 160H232V161H234ZM238 160H239V159H238ZM80 161H81V160H80ZM85 161H86V160H85ZM85 161H84L85 164L82 163V161H81V163L84 164V165H86V167H87V164H88V163L86 164ZM87 161H88V160H87ZM123 161H124V162H123ZM144 161L146 162L145 164H143ZM154 161H155V160H154ZM168 161H169V160H168ZM171 161H172V160H171ZM193 161H194V160H192L191 162H193ZM223 161H224V160H223ZM226 161H227V160H226ZM228 161H229V160H228ZM95 162L98 163V161H96V160H95ZM122 162H123V163H122ZM141 162H142L143 165L141 164ZM150 162L152 163V161H149V163H150ZM200 162H202V160H201ZM205 162L207 163V161H205ZM72 163L75 164L76 162L73 161ZM93 163H92V165H93ZM128 163H129V162H128ZM131 163H132V164H131ZM151 163H150V164H151ZM187 163H188L187 165H185L186 163L183 164V165H185V166L182 167V169H180L179 166H178V167L176 166V168L174 167V169H176L175 172L178 171L177 168L180 169L179 172L182 171L185 167H187V166L189 165V162H187ZM195 163H194V162H193V163H190L191 165L188 167L186 173H185L186 169H184V173H182V175L184 174V175H183L184 177H181V179L179 178V181L177 180V179H178L177 177H180L178 174H177L178 176L176 177V178H177L176 181H175V179H174V178H175V177H174L175 174H173V173H174V172H173V168L171 167V165H172L173 163H172V164L169 163L170 166H168V165L166 164V165H165V168H164V166L161 167V169L164 168V170H166V169L169 168V167L172 168V170H171V168H170L169 170H166V171L163 170L164 172L162 171V172L165 173V174H166V173L169 174L167 171L172 172V173H170L171 176L168 175V176L171 177L172 181H171V179H170V180H168V179L165 180V179H164V178H166V177L168 178L167 174H166L165 177L162 178V177H161V172H159V173H160V177H161L162 179H160L159 176H158V178H157V177H152V175H151V177H149V178H148V176H145V177L148 178V180H147V178H145L146 181H144V177L140 179V180H141L140 187H139V185L136 187V188L140 189V191H139V195H141V196H142V195H146L145 197H147V196H149V195L151 196L153 193H155V194L158 193V194H156V196L159 195L161 198L163 197V198L165 199V201H166L168 198L171 199V200L168 199V200H170V201H168V200L166 201L167 203H170V202H171V204H169V205H168L167 203H165V202H164V203H165L164 205H159V204H161V202H160V203L158 202V203H159V204H158V205H159V206H158L159 208H157V206H156V208L158 209V211H157V220H158V222H157V224H156V223H153L154 225H156V226H158V227L155 226L154 228H157V229H158V228H159V229H160V228H161V229L163 228L164 230H167V231H168V230H171V229H170L171 226H172V228H173V227L176 226V225L178 226V227H177V226L175 227L176 229H177V228H180V227L185 228V226H186V228H187L188 225H189V228H190V226H191L192 224H189V223L191 222V219H192V218H191V214H192V213L190 212V215L188 214V215L190 216V219H189V217L187 216V213H186V212H189V211H186L185 214H186L187 218H186V220H185V217H186V216H185V214H183L184 212H182L183 209L181 208V207H184V206H181V207H180L181 204H177V202L179 203L180 201H178V200L175 201V200L178 199V198H180L181 195H183L182 193H180V194H181V195H180L179 192H183L184 195H185V193H186L187 195H185L184 197L188 196L189 194L192 195V191H193V189L195 188V187L193 186L192 182H194V185H196L197 183L195 184V182L201 181L202 183H201V182H198V183H201V188H203V191H204V192H205V190H207L208 188H210L212 185H214V186H215V185H216V186L218 185L217 187H219V185H221V187H222V186H224L225 184H227V183H223L225 180L227 181V179H226L225 177H224V178H221V175H220L221 173H218V172H217V171L220 170V169H219V168H218V170H217V169H213L217 164H216L215 166H213V165L210 164V169L217 170V171H216V172H217L216 174H213L215 171H214V172H213V171H210V172H208V173H207V172L205 173V172H202V171H198L199 173L202 172V173L207 174L208 177H207L205 174H202V173H201L202 175L200 174V178H199L198 175H197V177H194L195 179L198 178L197 181H196V180H195V181H192L194 178H192L191 175H192L193 173H194V174L197 173V168H198V167H197V168L195 169L196 172H195V171L192 172V171L194 170V169H193L194 166L197 165V164H195ZM210 163H211V162H210ZM216 163H217V162H216ZM219 163H220V161H219ZM219 163H218V164H219ZM221 163H222V162H221ZM223 163H224V162H223ZM231 163H232V162H230V161H229V164L227 163V164H228V167H229V165H230ZM69 164H70V163H69ZM74 164H73V166H72L73 168H71V169H74V171H75V169H76L75 166H78V165H77L78 163L75 164V166H74ZM147 164H148V163H147ZM158 164H159V163H158ZM160 164H161V163H160ZM175 164H176V163H175V161H174V165H172V166H175ZM192 164H194V165H192ZM203 164H205V163L203 162ZM212 164H213V163H212ZM235 164H236V163H235ZM248 164H249V165H248ZM252 164H253V165H252ZM254 164H255V165H254ZM256 164H258L260 168H259L258 165H256ZM261 164H262L263 166H262ZM88 165H89V164H88ZM90 165H91V164H90ZM92 165H91V166H92ZM94 165H95V163H94ZM152 165H153V164H152ZM198 165H197V166H198ZM208 165H209V164H208ZM232 165H233V164H232ZM91 166H90V167H91ZM142 166H144V167H142ZM155 166H157V165H154V167H155ZM158 166H159V165H158ZM166 166H167V168H166ZM204 166L206 167L207 165H204ZM204 166H202V168L199 167V169H201V170H206V168H207V169L209 168V166H208V167H206V168L204 169ZM222 166L217 165L216 167H222ZM230 166H231V165H230ZM252 166H253V167H252ZM63 167H64V166H63ZM68 167H70V165H69ZM79 167H80V166H78L77 168L79 169ZM82 167H83V166H82ZM140 167H141V168H140ZM190 167H192V171H189V169L191 170ZM216 167H215V168H216ZM256 167H258V169H257ZM59 168H60V167H59ZM91 168H94V166L91 167ZM96 168H97V167L95 166V169H96ZM122 168H121L120 170H122ZM125 168H127V169H125ZM242 168H243V169H242ZM252 168H253V169H252ZM60 169H61V168H60ZM60 169H59V170H60ZM63 169L66 170L67 168H63ZM68 169H69V168H68ZM78 169H76L78 172L81 171L82 174L85 173V172H83L84 167H83V168L80 167L81 170H80V169L78 170ZM86 169H88V168H86ZM95 169H92V170H93V172H92V170L89 168V170L91 171L90 174H91L92 176L89 175L88 177H87L85 174H84V175H85L86 177H82V176H84V175H82L81 173H80V174H81V175H80L78 172L75 173V172L72 171V170H70V171H72L73 173H70V171H68L69 174H70V176L67 175L68 173L65 174V172H63L65 175H67V176H69V177H67V176L65 177L64 175H62V174H63V173H62V174H59V175H61L60 178L55 176L56 178H59V180H57V179L54 177V175L56 174V172L58 173L59 171H53L55 174L52 175V176H53L55 179L50 175L51 178H53V179L48 178V181H47V179H45L47 182H49V184L46 183V181H44L45 184H48V185L41 184V183H44V182L41 180L42 182H41V183H38L39 185L37 184V185L35 186V188L39 189V190H37V191L39 192V196H40V194H42V196L44 197V195L46 194L47 196H46V195H45V196H46L47 198L49 197V192H50L49 190H51L50 187H51V188L54 187L55 189L52 188V191L50 192V198L53 199V194H54L55 197H60V198H57L58 200H60V199L62 200V202L59 201V203H63V202H65V201H64V198H66V199H65L66 202L68 201V202H67V205H68V206H69V205L72 206V208H70L71 206L68 207L69 210H67V211H70V209H73V210H71V211H73V213H77V215H80V216H81V217H79V216L77 217V216H76V217H74V218H71V217H70L71 220H72V222L70 221V219L66 218V220L68 219L69 221H68V220H67V221L65 220L66 222H64V223H65V225H66V223H67V226H69V227H71V226H73V225H74L73 227H75V226H76V222H77V227H79V226H83V228H84V227L86 228L87 224L89 225V224H90V220L92 219L91 221H93V223H91L89 226L92 225L93 228L88 226V229H89V228H90V229L92 228V230H93V229H95L96 227H98L99 229L102 228V224H103V222H102L100 225L97 224L98 222L96 221V216H95L94 213H96V209H98L97 207H98V206L100 207V205H102L100 202H101L103 199H102L101 201H100V199H101V195H102L103 184H104L105 182L103 181L104 183L102 184V180H103L104 178H102V180H101V176H100L99 172H97L98 169H97V171H96ZM99 169H100V168H99ZM147 169H148V168H146V170H147ZM157 169H158V168H157ZM210 169H208V170H210ZM228 169H229V168H228ZM245 169H246V170H245ZM247 169H248V170H247ZM256 169H257V171L259 170L258 172L261 173V174L259 173L260 175H263L262 177L260 176L261 178H259V180H258V182H259V184H260V185H258L259 187L256 186V185H257V184H256L257 182H254L253 180H251V178L255 180V177H257V178L259 177V175H258V176L254 175V174H258V172L256 171ZM260 169H261V170H260ZM45 170H46V169H45ZM125 170H126V171H125ZM128 170H129V171L131 170V171L129 172ZM208 170H206V171H208ZM223 170H224V171H223ZM253 170L256 171L257 173H256V172L254 173ZM60 171L62 172V170H60ZM144 171H145V169H144ZM158 171H159V169H158ZM188 171H189V174H191V173H192V174H191V175L187 174ZM239 171H240V172H239ZM242 171H243V173H242ZM244 171H245V172H244ZM247 171H248V172H247ZM45 172H46V171H45ZM66 172H67V171H66ZM252 172H253V173H252ZM47 173H48V172H47ZM92 173H93V174H92ZM163 173H162V174H163ZM211 173H212V174H211ZM234 173H237V174H234ZM246 173H247V174H246ZM248 173L253 174L254 178L251 177V175L249 176ZM49 174H50V173H49ZM49 174H47V175L49 176ZM52 174H53V173H52ZM72 174H74L73 177H71ZM76 174H77L78 176H76ZM101 174H102V173H101ZM155 174H156V173H155ZM180 174H181V172H180ZM186 174H187L188 176H187ZM194 174H193L192 176H196V174H195V175H194ZM197 174H198V173H197ZM210 174H211V175H210ZM217 174H219L220 177H219V175H217ZM229 174H228V175H229ZM239 174H240V176H243V177H245L246 175L249 176V178L251 177L250 179H245V178H243V179H245V181H246V180H251V182L249 181V183L246 181V182L248 183V187L246 186L247 183H246L245 181L243 182V180L240 179L239 176H237V175H239ZM241 174H242V175H241ZM245 174H246V175H245ZM45 175H46V174H45ZM45 175H44V176H45ZM56 175H58V174H56ZM59 175H58V176H59ZM147 175H148V174H147ZM149 175H150V174H149ZM156 175H158V174H156ZM172 175H173V177H172ZM203 175H204V176H203ZM214 175H215V177H216L217 179L219 178L218 182H215V181H214V180L216 179V178L214 177ZM234 175H235V176H234ZM162 176H163V175H162ZM201 176H203V178L205 177V179H206L207 181L209 180V178H210V180H211V179L213 180V179L215 178V179L213 180V182H215V183H211V182H210V183L212 184V185H211V184L208 182L207 185H205V183L203 182V179H201V178H202ZM217 176H218V177H217ZM236 176H237L239 179H238ZM170 177H169V178H170ZM213 177H214V178H213ZM234 177H235V179L233 180ZM45 178H46V177H45ZM65 178H66V179H65ZM67 178H69V180H67ZM71 178H72V179H71ZM83 178H86V179H88V180L86 181V180H84ZM246 178H248V177H246ZM257 178H256V179H257ZM50 179H51V181H49ZM154 179H155V180H154ZM173 179H174V182H173ZM200 179H201V180H200ZM205 179H204V180H205ZM231 179H232V181H231ZM237 179H238V180H237ZM53 180H54V181H53ZM149 180H150V181H149ZM156 180H157L158 182H160V183L155 182ZM163 180H164V181H163ZM206 180H205V182H206ZM212 180H211V181H212ZM67 181H68V182H67ZM88 181H89V183L86 185V183H87ZM131 181H132V183H131ZM133 181H135L136 183H134ZM222 181H223V182H222ZM229 181H230V182H229ZM256 181H257V180H256ZM52 182H53V183H52ZM55 182H56V185H57L58 183L60 184V185H57V186H58L57 188L55 187V186H56V185H55ZM66 182L69 183L68 186H67V183H66ZM221 182H222L224 185H223V184H220ZM241 182H243V183H241ZM50 183H51V185H50ZM133 183H134V184H133ZM139 183H140V181H139ZM154 183H155V185H154ZM156 183H157V184H156ZM203 183H204V184H203ZM216 183H217V184H216ZM239 183H241V184H239ZM27 184H28V183H27ZM40 184H41V185H40ZM202 184H203V185H202ZM228 184H227V185H228ZM233 184H231L230 186H231V187H235L236 185H233ZM254 184H255V185H254ZM24 185H25V184L23 183V186H24ZM43 185L46 186L45 189H44ZM54 185H55V186H54ZM108 185H109V183L107 184V186H108ZM208 185H210V186H208ZM37 186L43 187V189L40 188V187H37ZM109 186H110V185H109ZM109 186L107 187L108 189L105 187L106 190H109ZM198 186L200 187V184H198ZM198 186L196 185V187H198ZM205 186H206V187L208 186V188L205 189V188H206ZM214 186H213V189H215ZM228 186H229V185H228ZM243 186L246 187V188H244ZM254 186H255V188L257 187L258 189L256 188V190H255V189H254ZM26 187H27V186H26ZM26 187H23V188L26 189ZM28 187H30V186L28 185ZM31 187H32V186H31ZM31 187L29 188L30 190H32ZM47 187H48V188H47ZM199 187H198V189H200ZM231 187H228V188H231ZM21 188H22V187H20V189H21ZM105 188H104V189H105ZM260 188H261V190L263 189V190L261 191L262 194H261L260 191H259ZM25 189H24V190H25ZM46 189H47V190H46ZM88 189H89V190H88ZM198 189H195V191L198 190ZM211 189H212V187H211ZM211 189H208V190H207V191H208L207 193H209V192L211 191ZM235 189H236V188H235ZM22 190H23V189H22ZM54 190H55V191H54ZM66 190H67V191H66ZM84 190H86V191L84 192ZM201 190H202V189H201ZM236 190H237V189H236ZM19 191H20V190H19ZM26 191H27V189H26ZM26 191H25V192H26ZM35 191H36V189H35ZM37 191H36V192H37ZM41 191H43V192L40 193ZM44 191H46V192H44ZM47 191H48V193H47ZM87 191H88V192H87ZM104 191H105V190H104ZM195 191H193V194H194ZM203 191H202L201 194H203V196H204ZM213 191H214V190H213ZM231 191H232V190H231ZM258 191H259V192H258ZM22 192H23V191H22ZM53 192H54V193H53ZM55 192H56V193H55ZM59 192H60L61 194H60ZM64 192H65L66 195H64ZM137 192H138V191H137ZM137 192H136V193H135V192L133 193V197H136V196H134V194H135V195L138 194ZM51 193H53V194H51ZM85 193H86V194H85ZM87 193H88V194H87ZM104 193H105V192H103V194H104ZM109 193L111 194V190L109 191ZM128 193H127V194H128ZM145 193H149V194H145ZM151 193H152V194H151ZM205 193H206V192H205ZM207 193H206V194H207ZM55 194H56V195H55ZM62 194H63V195H62ZM70 194L72 195V197H70V196H71ZM100 194H101V195H100ZM131 194H128V195H130L128 198H130V197L133 198V197L131 196ZM177 194H179V195H178L179 197L177 196ZM195 194H196V193H195ZM195 194H194V197L192 196V198H194V199H195L196 196H197V195H195ZM201 194H200V195L198 194L199 198H201ZM239 194H240V193H239ZM37 195H38V194H37ZM51 195H52V196H51ZM58 195H59V196H58ZM67 195H69V196H67ZM74 195H76L75 197H76L77 200L75 199ZM84 195H86V197H88V198L86 199V197H85ZM104 195H105V194H104ZM108 195H109V194H108ZM61 196H62L63 198H62ZM64 196H65V197H64ZM89 196H90V198H89ZM111 196H112V194H111ZM150 196H149V197H150ZM153 196H154V195H153ZM156 196H155V197H156ZM159 196H158V197H159ZM198 196H197V198H198ZM205 196L207 197V195H205ZM254 196H255V195H254ZM46 197H45L44 199H46ZM84 197H85V199H84ZM91 197H92V198H91ZM176 197H177V198H176ZM188 197H189V196H188ZM206 197H205V199H207ZM69 198H70L71 201H72L71 204H70V199H69ZM72 198H74L75 200L72 199ZM153 198H154V197H153ZM156 198H157V197H156ZM163 198H162V199H163ZM174 198H176V199H174ZM192 198L190 197V200H191ZM203 198H204V197H203ZM78 199H79V201H80V200L82 201V203L84 204V206H83V204H82L81 202L78 201ZM89 199H91V201H90ZM98 199H99V200H98ZM133 199H134V198H133ZM133 199H132V200H133ZM159 199H160V198H159ZM260 199H261V200H260ZM53 200L55 201V199H53ZM83 200H84V201H83ZM104 200H105V201L102 202V203H104L105 207L110 205V206L108 207V209L106 208V210H109L111 207H113V206H112V205H113V204H112V203H113V199H111V201H106V200H108V199L105 197ZM179 200H180V199H179ZM185 200H186V199H185ZM208 200H209V199H208ZM208 200H205V201H208ZM163 201H164V200H163ZM163 201H162V202H163ZM197 201H200V199L197 200ZM205 201H203V202H205ZM56 202H57V201H56ZM78 202H79V204H77ZM106 202H107V203H106ZM109 202H111V203L109 204ZM173 202H174V203H173ZM186 202H187V201H186ZM193 202H194V201H193ZM193 202H191V205H194V207H195L197 204L199 205V203L196 202L197 204H196V203L193 204ZM57 203H58V202H57ZM99 203H100V204H99ZM172 203L174 204V206H172V205H173ZM76 204H77V205H76ZM90 204H91V205H90ZM111 204H112V205H111ZM162 204H163V203H162ZM188 204H189V203H188ZM65 205H66V203H65ZM80 205H81V206H80ZM175 205H176V206H175ZM186 205H187V204H186ZM191 205H188V207L190 206V209L193 207V206L191 207ZM200 205H201V204H200ZM200 205H199V206H200ZM206 205H207V204H206ZM75 206H76V207H75ZM79 206H80V208H79ZM86 206H87V207H86ZM160 206H161V207H160ZM162 206H163V207H162ZM166 206H167V207H166ZM170 206H171V207H170ZM199 206H198V208H200V209L203 208V206H202V207H199ZM73 207H74L75 209H74ZM84 207H85V208H84ZM91 207H93V208H91ZM94 207H96V208H94ZM168 207H170V209H172V210H173L174 207H175V208L180 209V211H178V209H174V211H175L177 214H176L175 212H174L175 214H173L172 212L170 213V211H169L170 209H169ZM172 207H173V208H172ZM77 208H78V209H77ZM81 208H82V209H81ZM83 208H84V210H87L88 212H91V213L85 212V211L83 210ZM86 208H87V209H86ZM88 208H89V210H88ZM124 208H125V209H124ZM166 208H167V209H166ZM76 209H77V210H76ZM111 209H113V208H111ZM184 209H185V208H184ZM186 209H188V208L186 207ZM74 210H75V212H74ZM79 210H80V211H79ZM81 210H82V211H81ZM91 210L93 211V213H92ZM99 210H100V209H99ZM126 210H127V211H126ZM167 210L169 211V213H168ZM172 210H171V211H172ZM94 211H95V212H94ZM110 211H111V210H110ZM79 212H82V215H81ZM83 212L88 213V216H90V217H86L87 215H86L85 213H83ZM178 212H179V213L182 212L181 214H183V215L178 214ZM69 213H70V212H69ZM167 213H168V214H167ZM93 214H94V215H93ZM169 214H172L173 216L175 215V216H174L175 218H174L173 216H171V215L168 216ZM38 215H39V214H38ZM43 215H44L43 218H39V217H41V216H39V217H37V218L34 219L36 222H32V223L29 222V223H31V224H33V226H35V225L37 224V220H38V219H39V220H38V223H39L40 221L44 220V218L47 220L45 214H43ZM48 215H49V214H48ZM83 215H85V216H83ZM91 215H93V216H95V217H93V216H91ZM158 215H159V219H158ZM179 215H180V216H179ZM165 216H167V217H165ZM176 216H177V217H176ZM178 216L181 217L182 220H180ZM182 216H183V217L185 216L184 219H183ZM47 217H48V220H47V221L45 220V221L40 222L41 224L39 223V224L42 226V225L44 224V222H45V224H44L45 226H44V225H43L44 227H41V226H40V228H38V230L36 229L37 231L34 230V232H36V233H39V232L42 230V231H41V233H42V232L47 231L46 229H48V231L46 232L48 235H47L46 233L43 234L44 236H45V234L47 235V236H45V237H44L42 234L39 233L40 236H41V237L43 236L42 238H44V240H46V241H44V242H45L44 247H41V248H43V249H41V250H40V249H37V250H39V252L37 251V252H38V253H37L38 256H39V254L41 255L40 251H43L44 255H45V253H46V256H48V254H50V252H51L50 250L48 251V249H50L49 247H51V245L56 241V240L52 241L51 239H54V237H55V239H58V237L61 236V235L63 234L62 231L64 232L65 229L68 228V227H66V226L64 225V223H62V222L64 221V219L61 220L62 218H60V219L58 218V219H57L58 221L55 220V219H52L53 221H56V223H55V222L53 223L52 220H51V223L54 224V227H55V228H56L57 225H58V227H57L58 229L55 230L54 227H53V225L50 224V221H49L50 218H49V216H47ZM82 217H83L85 220H84ZM91 217H93L94 219L91 218ZM164 217H165V218H164ZM168 217H169V220H168ZM170 217H171V218H170ZM76 218H77V219H76ZM81 218H82V219H81ZM88 218H89L90 220H89ZM149 218H150V217H149ZM166 218H167V220H165ZM107 219H108V217H107ZM171 219H175V220L172 221ZM176 219H179V220H180V222H181V226L179 225L180 223L178 224L179 221L176 220ZM188 219H189V220H188ZM31 220H32V219H31ZM83 220H84L85 222H87V221H89V222H87V224H86ZM86 220H87V221H86ZM104 220H106V218H105ZM187 220L190 221V222H188ZM193 220H194V219H192V223H193ZM32 221H33V220H32ZM59 221H62V222H60L61 225H60V223H58ZM73 221H76V222H73ZM80 221H82V222H80ZM175 221H177V222L175 223ZM183 221H184V222L187 221V222H185V224H184L185 226H182V225H183V224H182ZM152 222H153V221H152ZM169 222H171V223H169ZM35 223H36V224H35ZM69 223H70V224H69ZM71 223H72V224H71ZM78 223H80V224H78ZM82 223H84L85 226H84ZM95 223H96V225H95ZM168 223H169V224H168ZM174 223H175V224H174ZM186 223H188V225H186ZM39 224H37V225H39ZM49 224L51 225V227L49 226ZM56 224H57V225H56ZM170 224H174V225H171V226H170ZM37 225H36L35 227H33L32 229H35V228L37 227ZM150 225H151V224H150ZM165 225H167V226H166L167 228H165ZM94 226H96V227H94ZM168 226H169V227H168ZM179 226H180V227H179ZM30 227H31V226H30ZM45 227H46V228H45ZM59 227H61V228H59ZM62 227H64V230H61V229H63ZM73 227H71V228H73ZM149 227H150V226H149ZM42 228H43V229H42ZM150 228H151V227H150ZM154 228H153V229H154ZM182 228H180V229H182ZM27 229H28V228H27ZM32 229H31V230H32ZM86 229H87V228H86ZM86 229H85V230H86ZM99 229H98L99 232H97V231H93V232H95V233H93V232L90 230L89 232H91L92 234H88V233H89L88 231H86V232H84L85 230L83 231V232L86 234V236H85V234H84V236L86 237V239L83 240L84 242H82V245H81V247H80V249H79V253L74 254V258H75L77 261H78V259H79L80 261H79V262L75 261L74 264H76V262L79 263V264H81L80 262H82V264H99V263H103V264H106V263H107V264H108V257H107V262H104V259H103L102 257H105V258H106V256L109 255V258L111 259V255H112L111 253H113V249H112V248H113V243H111V242H113V240H110V239H111V237H110V234H111V233L109 232L110 230H108V229H100V230H99ZM163 229H162V230H163ZM29 230H30V228H29ZM51 230H52V231H55V232L57 231L56 234H55V233L52 234V232L49 233ZM59 230H60V234H61V235L58 236L57 233L59 234V232H58ZM95 230H97V228H96ZM106 230H107V232H106L107 234L105 233V234H106V235H105V234H103V233H104V231H106ZM182 230H183V229H182ZM32 231H33V230H32ZM66 231H67V230H66ZM102 231H103V232H102ZM87 232H88V233H87ZM51 234H52V235H51ZM87 234H88V236H87ZM94 234H95V235H94ZM96 234H98L97 237H96ZM112 234H113V233H112ZM167 234H169V233H167ZM259 234H260V233H259ZM66 235H67V234H66ZM89 235H94L93 238H94L95 240H94L93 238H88ZM99 235H100V236H101V235H104L105 238H106V239L108 238V239L106 240V239L104 238V236H102L103 239H102V238H101V239H96V238H98V237L100 238ZM252 235H254V237H256L254 233H253ZM256 235H257V234H256ZM260 235H261V234H260ZM40 236H39V237H40ZM57 236H58V237H57ZM112 236H113V235H112ZM220 236H221V235H220ZM39 237H37V238H39ZM56 237H57V238H56ZM85 237H84V238H85ZM90 237H91V236H90ZM95 237H96V238H95ZM216 237L218 238L219 236H216ZM243 237H244V236H242V238H243ZM252 237H253V236H252ZM254 237H253V238H254ZM258 237H259V236H257L256 238H258ZM37 238H36V239H37ZM59 238H60V237H59ZM84 238H83V239H84ZM87 238H88V241H86ZM242 238H241V239H242ZM40 239H41V238H40ZM49 239L53 242L52 244H51V242H49ZM89 239H90V240H89ZM91 239H93L94 241H92ZM104 239L106 240L107 244L110 245V247H109V245H108L107 248H105V250H102V251H106V250L109 251V250H110L109 252L106 251V253L103 252V254H105V255H106L107 252H108V254H107L106 256H104V255L101 253V251H99V249H102V248L99 247V242L102 241L100 244L104 243V242H103ZM220 239H221V240H220ZM220 239H219V240L217 239L218 241L216 240V242H218L219 245H221V244L223 243V242L219 243L220 241H223V240H222V237H221ZM249 239H250V238H249ZM37 240H38V239H37ZM47 240H48V241H47ZM60 240H61V239H60ZM96 240H97V241L99 240V241L97 242ZM235 240H236V239H235ZM17 241H19V240H16V241H15L16 244H17ZM35 241H36V240H35ZM42 241H43V240H42ZM58 241H59V240H58ZM58 241H56V244L54 243L55 246L57 245ZM85 241H86L87 243H85ZM110 241H111V242H110ZM214 241H215V240H214ZM246 241H249V240H246ZM254 241H255V240H254ZM254 241H253V242H254ZM47 242H48V243H47ZM61 242L63 243L64 241H61ZM61 242H59L60 245H59V244L57 245L58 247H60L61 245H62V247H63L64 244L66 245L67 243H68V245L70 244V242H67V240H66L65 243H63V244H61ZM66 242H67V243H66ZM96 242H97V244H96V247H95L94 244H95ZM108 242H109V243H108ZM183 242H184V241H183ZM183 242H182V243H183ZM225 242H226V241H225ZM13 243H14V242H13ZM15 243H14V244H15ZM71 243H72V242H71ZM180 243H181V242H180ZM241 243H242V242H241ZM244 243H245V242H243V244H244ZM246 243H247V242H246ZM246 243H245V244H246ZM250 243H252V241H251ZM8 244H9V243H8ZM14 244H13V246H15ZM54 244H53V245H54ZM183 244H184V243H183ZM188 244H189V243H188ZM188 244H187V245H188ZM215 244H216V243H215ZM218 244H217V246L220 247ZM225 244H226V243H225ZM252 244H253V243H252ZM10 245H11V242H10ZM53 245H52V246H53ZM180 245H181V244H180ZM187 245L185 244V246H186L185 249H184L185 251H189V249H190L191 247H192V248H191V249H192V252L195 253V252L198 251V250H197V251H193V250L195 249L193 245L189 244V245H191V246H189V247H188ZM223 245H224V244H223ZM233 245H236V246H237L236 243H234ZM239 245H240V244H239ZM247 245H248V244H247ZM254 245H255V244H254ZM6 246H8V245H6ZM6 246H5V247H6ZM24 246L26 247V245H24ZM55 246H53V247H55ZM100 246H101V245H100ZM176 246H177V245H176ZM181 246H182V245H181ZM181 246H180V247H181ZM224 246H225V245H224ZM224 246H223V247H224ZM236 246H235V247H236ZM252 246H253V245H252ZM62 247H60V249H63ZM64 247H65V246H64ZM111 247H112V248H111ZM121 247L123 248V250H126V247H125L124 245L121 246ZM172 247H173V246H172ZM180 247H178V249H181V250H182V247L184 248V245H183L181 248H180ZM187 247H188V250H187ZM215 247H216V246H215ZM215 247H214V248H215ZM226 247H227V246H226ZM226 247H224V248H226ZM230 247H232V246H230ZM235 247H234V248H235ZM247 247H248V246H247ZM23 248H24V247H23ZM45 248H46L47 250H46ZM97 248H98V249H97ZM110 248H111L112 250H111ZM122 248H120L119 250H121ZM193 248H194V249H193ZM220 248L222 249V247H220ZM248 248H249V247H248ZM248 248H247V250H248ZM21 249H22V248H21ZM26 249H27V248H26ZM26 249H25V250H23V249L20 250V249H19L20 251L17 249V250H18L17 253H16V250H15V251L12 250L13 252L10 253V256L7 255V254H9V252H11V251H9V252H8L6 255H4V256L8 257L9 259H10L11 257H14V258H13L11 261L8 259V261H10V262H8V261H6V260L4 259L7 263H4V262L2 261V260H3V255H2L3 253H0V255H2V257L0 256V260L3 262V264H25V263H26V264H28V263H30V264L35 263V264H36V261H35V262H33L34 260H33V261H30L29 258H28V260L30 261V262H29V261L26 259L28 256L34 254V253H33V252H34L33 249H31V248H30V249H27V250H26ZM51 249H52V248H51ZM103 249H104V248H103ZM130 249H131V248H130ZM178 249H177V250H178ZM191 249H190V252H188V253H187V252L185 253L184 250H182V251L180 250L179 254L177 253V254H178V257H179V256H183V255H186V256L188 257V255H190V254L192 253V252H191ZM215 249H216V248H215ZM221 249H220V250H221ZM231 249H232V248H231ZM238 249H239V248H238ZM251 249H253V248H250L249 250H251ZM174 250H175V249H174ZM177 250H175V252H178V251H179V250H178V251H177ZM199 250H200V249H199ZM201 250H202V249H201ZM201 250H200V251H201ZM223 250L226 251L225 249H223ZM234 250H236V249H234ZM234 250H233V251H234ZM31 251H33V252H31ZM45 251H46V252H45ZM169 251H170V250H169ZM229 251H230V248H229ZM229 251H228V252H229ZM233 251H232V252H233ZM5 252H7V251H5ZM5 252H4V253H5ZM14 252H15L16 254H14ZM35 252H36V251H35ZM48 252H49V253H48ZM110 252H111V253H110ZM120 252H121V251H120ZM181 252H182V254H180ZM249 252H251V251H249ZM252 252H253V254H254L255 251L252 250ZM47 253H48V254H47ZM57 253H58V252H57ZM57 253H56V255H57L58 257H61V258H62V255H61V254L58 255ZM109 253H110V254H109ZM184 253H185V254H184ZM189 253H190V254H189ZM229 253H230V252H229ZM229 253H227V255H228ZM233 253H234V252H233ZM246 253H247V252H246ZM17 254H18V255H17ZM29 254H30V255H29ZM51 254H52V253H51ZM51 254H50V255H51ZM117 254H120V253H117ZM144 254H145V253H144ZM204 254H205V253H204ZM225 254H226V253H225ZM249 254L252 256V253H248V254H247V255L250 257ZM255 254H257V253H255ZM26 255H27V257L24 258V256H26ZM42 255H43V254H42ZM53 255H55V254H52V256H53ZM56 255L53 256V257H55V258H53V257H52V258H53V259H56ZM69 255H70V254H69ZM102 255H103V256H102ZM138 255H139V254H138ZM193 255H195V254H193ZM202 255H203V254H201V256H202ZM234 255H235V253H234ZM236 255H237V254H236ZM236 255H235V256H236ZM242 255H243V254H242ZM260 255H261V254H260ZM260 255H259V256H260ZM262 255H263V254H262ZM15 256H16V257H15ZM35 256H36V255H35ZM35 256H34V259H35ZM186 256H183L184 259L181 258V260H182V259H183V261L187 260V257H186ZM191 256H192V255H190V257H191ZM196 256H197V255H196ZM255 256H256V258H257V255H255ZM255 256H253V257H255ZM6 257H5V258H6ZM21 257H23V259H26V261L23 262V261H22L23 259H22ZM39 257H40V256H39ZM39 257H38V258H39ZM118 257H119V256H118ZM185 257H186V258H185ZM193 257H194V256H193ZM249 257H247V258L249 259ZM260 257H261V256H260ZM260 257H258V258H260ZM31 258H32V257H31ZM36 258H37V256H36ZM38 258H37V260H38ZM47 258H48V257H47ZM49 258H50V257H49ZM112 258H113V257H112ZM141 258H142V257H141ZM175 258H176V257H175ZM202 258H203V257H202ZM204 258H205V256H204ZM261 258H262V257H261ZM6 259H7V258H6ZM20 259H21V260H20ZM53 259H50V260L53 261V262H50L49 259H48L49 261H47L46 259H45V260H46V262H48V263L50 262L49 264H62L61 262H64L63 264H68V263H70V262H69L70 260H66L67 263H65V261H63V259H62V261H61V259H60V260L56 259V262H55ZM65 259H66V257L64 256V260H65ZM67 259H68V258H67ZM102 259H103V261H102ZM197 259H199V258H197ZM240 259H241V258H240ZM105 260H106V259H105ZM188 260H189V259H188ZM190 260H191V259H190ZM60 261H61V262H60ZM101 261H102V262H101ZM109 261H111V260H109ZM27 262H28V263H27ZM58 262H59V263H58ZM112 262H113V261H112ZM112 262H111V263H112ZM185 262H186V261H185ZM250 262H251V261H250ZM48 263H45V264H48ZM109 263H110V262H109ZM190 263H191V262H190ZM204 263H206V260H205ZM1 264H2V263H1ZM43 264H44V263H43ZM112 264H113V263H112ZM196 264H197V263H196ZM250 264H251V263H250ZM254 264H255V263H254Z\"/></svg>", "mask_w": 264, "mask_h": 264}]
</instances>
